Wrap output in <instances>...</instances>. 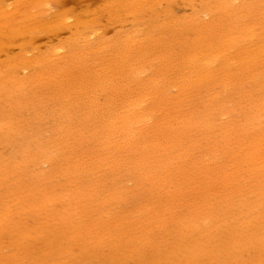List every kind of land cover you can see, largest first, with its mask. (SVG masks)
Masks as SVG:
<instances>
[{"label": "rangeland", "instance_id": "rangeland-1", "mask_svg": "<svg viewBox=\"0 0 264 264\" xmlns=\"http://www.w3.org/2000/svg\"><path fill=\"white\" fill-rule=\"evenodd\" d=\"M6 1V2H5ZM22 1V2H21ZM58 1H59V3H58ZM104 1V2H103ZM138 1V5H137V3H136V5L134 6V7H136V8H126V10L124 9L125 7H123L125 4H128V2H126L125 3V1H118V0H62V2H61V0H0V3H1V5H0V8H1V10H6L5 12L6 13H9L11 16L12 15H14L15 14V17H16V19H20V17H22L23 15V17H24V19L25 18H27V17H29V18H27V19H29L28 20V25H30V26H32L31 24H33V26L35 25L34 23L35 22H37L38 23V21L37 20H41L42 21V23L43 22H46V23H48V22H52V21H54V20H58L60 17H62V16H67V23L65 24V25H63L62 26V28H60L61 27V25H60V27H58L59 26V22L58 21H56V22H54L55 24L58 22V24H56V28L57 29H54L55 28V25H51L50 24V26L49 25H47V26H49L48 28H50L51 29V27L52 26H54L53 27V29H47V31H45L43 28H42V30H38V29H36L35 27V32L33 33V32H31L32 30H30V32L32 33H30L29 34V31H28V29L27 28H25L26 30H24L23 31V29L21 30V28H20V26H19V24H16V26L14 27V28H16L17 27V32H20L19 30H21L23 33L21 34V32H20V34L17 36L16 34H18V33H13V34H11V37H12V39H11V41L12 42H8V41H5V39H3V42H1V40H0V44H2V43H4V42H7V43H4V44H2L1 45V47H0V53H3V54H1V56H0V81L1 80H5V81H3L4 83H0V87L2 86V92H5L4 90L6 89V93H4L3 94V96H0V143L1 142H3V143H7L8 144V140H10L11 138H13V136L12 135H14V134H17L16 136H14V139L13 140H10L11 142L12 141H14V140H16L17 142H18V140L17 139H15V138H19L20 136H21V134H25V135H27V139L25 138V135H23L24 136V138L26 139H22V137H20L19 138V140L21 141H23V140H25V142H26V144H24L25 142H23V147L24 148H26L25 150V152H23L24 150H22V152L20 151L21 149L20 148H18V146H17V150H16V146H14L15 144L13 143V147H10L11 145H9L8 147H10V148H6L5 146H7V145H1V144H3V143H1L0 144V156H2V157H0V167H2V168H0V187L2 188H0V205H3L2 207L0 206V264H31V263H33V264H61V263H63V264H153V262H154V264H264V207H261L260 205H263L264 206V204H262V203H260L259 204V202L261 201V200H264V187L262 188V186L264 185V181H262L263 179H264V175H261V173L260 172H262L263 174H264V170L263 169H260V168H262V163H263V161H264V155H262V153H263V151H264V144L262 145V144H260L259 142L261 141V140H263V136H262V132H263V124H264V121L262 120L263 118H264V87H263V85H264V75H262V74H264V67H258V71L260 72V73H257V74H254V73H256V72H258L257 71V67L256 66H259V63L260 62H262L263 63V60H259V63L258 64H256V66L254 67V69L253 68H251L250 69V71H249V73H248V71L247 72H244V71H246V68L247 67H245L244 65H242V67L244 68H241V69H243L242 71H240L239 73L240 74H242V73H244V74H242L243 75V77H241V75L240 74H236V76H231V77H234L235 79V81L237 82H239V84H238V82H237V85H239L241 88L239 89V88H237L236 86V88H237V90L239 91V90H241L242 91V94L244 95V98H241L242 100H239V99H237L240 95H242L241 93H240V95L239 96H237L236 95V93H238V91L236 92V89L235 88H232V86H231V82H232V80H230V78L228 77V81H231L230 82V88H232V92H230L231 94L233 93V89L235 90V92L233 93V94H235L234 96H237L235 99L236 100H239V101H236L235 99H233L234 100V102H235V106L233 105V107H232V110L234 109H236L237 108V106H238V108H239V110H229L230 112H226V114H230V113H232V114H230V115H228L229 117L230 116H235L234 117V119H236V115H237V119L235 120L236 121V123L238 124V125H236V123H232V120L231 119H228L227 118V116H225L226 114L224 113V112H222V110H221V113L222 114H220V115H222V116H225V117H222V118H224V119H222L221 118V116L219 115V111L220 110H218V112L217 113H215L216 111L214 110V109H211V107H209L212 111L211 112H208V114H212V115H214V114H218L217 116L219 117V118H221V119H219L218 117H214V120L216 121V122H213L212 120L208 123V121L206 120V121H204L203 123H201L200 125H202L201 127H200V125H199V127L197 126H195V124H194V122L193 121H190L191 119H187L186 117H188V118H191L190 117V115H192V113H186V112H189L190 110L192 111V112H194L196 109V105L197 106H200L199 105V103H201L202 101H200L199 103H198V99H201V93H202V95H203V92H204V94H206V95H203V100H204V105L206 106V104H208L210 101H208L207 99L209 98L208 97V95L210 94V95H212V93L214 94V95H212L213 97L215 96V94L217 95V97H218V95L219 94H221V85L222 84H224L225 83V79L223 80V81H221V78H222V76H221V78H220V76L218 77V76H216V78L218 77L219 79H220V83H222L221 85H220V83H218L219 84V86H218V88H216L215 90H219V88H220V93L219 92H216V91H214L213 90V92H211L212 91V89L214 88V87H212L211 88V86L213 85V84H215V85H213V86H216V84H217V82H219L218 80V78H217V82L215 83L214 81H212V80H214V79H212L211 81L213 82H211L210 80H208L207 81V78H206V80H205V83L207 82V83H210L209 85H211V86H208V87H210V88H208V90L210 89V91L209 92H207V91H205V88H204V90L202 89L201 90V87L200 86H204L205 85V83L204 82H202V83H200V86L199 85H197L196 84V86L195 85H193L194 83H191V87H190V89H192V90H190L191 92L193 91V90H195L196 91V93L193 91L192 92V94L193 93H195V94H197V89H198V86H199V88L200 89H198V95H197V97L196 98H198V99H196L195 97V99L197 100V101H195V99L194 98H192V94L190 93V91H183V92H187L188 93V96H190L189 98H188V100L189 101H187L186 102V99H184V98H182L181 96H178L177 95V98L180 100V99H182L180 102H178V104L174 107V109L176 108H178L177 106H179V105H181L179 108H178V110L180 109V111H181V113H183L184 112V114H181V113H179V115L180 116H182L183 115V118H181L182 120H184L185 119V123L183 124L182 123V125L181 126H183V128H184V126H186V130L187 129H189L188 127H190L191 126V128L189 129V131H186L187 133H189L190 134V137H193L194 135H196V136H194L193 138H191L194 142L192 143V141H190V138L187 136V138H185L187 141H184L185 143H183V141H182V144H186V145H182V146H180L179 148H181L180 150H175V153H177L178 155V160L176 161V159H177V156H174V154L175 153H173V156L172 155H169V154H165V155H163V154H156V152H150L149 154H144V155H146V158H144L143 157V159H146V160H143L141 157V161L144 163L145 161H147V159H148V161L146 162V164L144 165L143 163H141V161L139 162L138 161V158L137 157H133L132 159L133 160H131V161H128L129 163H127V158L129 157V160H130V156H126L127 154H124L125 155V157L123 156V154H122V156L120 157V155L119 154H100V153H98V154H95V153H92L91 151H86V149H87V147L88 146H90V143H89V145L88 144H84V146L85 147H77L76 145H74V147L73 148H71V150L69 149V151L71 152H68L67 154L66 153H63V154H61V155H58L59 153H57L56 154V156H53V157H51L49 160L51 161V165H50V161L48 160V158L46 157V159L45 160H48L49 162V165L47 164V161H43L44 160V158L43 157H41V158H38L37 156H36V154H34V152L33 151H35L36 149H41V145H40V147L36 144V145H30L31 143L33 144V142H34V140H33V142L31 141V143L29 142L31 139H32V136L33 137H35V140H37L38 139V136L40 137V135H41V133L43 132V136H45V137H43L42 135H41V138H42V140L43 141H45V139L47 140V138H49V134H51L50 133V131L49 130H52V128L51 127H53V125L54 126H57V125H59V127H60V129L62 128L61 126H60V124H62V126L65 124V122H66V120H67V124H71V126H76V123H78V119H79V117H81V116H83V117H81L80 118V120H82V118L83 119H87V120H89L90 118V120H92V121H96V120H98V118L97 119H92V118H94L95 116L97 117V114H95V113H97V112H95V110H94V112H93V108H92V105H91V102H89V99L90 98H88V95H87V93L85 92H83L84 91V89L86 90V89H96L97 87V89H103V90H108L109 89V94L110 95H108V93H106V95H103V98H104V96L105 97H107V98H109L110 96H113V98L112 99H114V95H115V93H114V95L113 94H111V93H113V91H111L110 89H112V90H118L119 92H125V91H128L129 90V88H124V86L126 87V85H128V86H130V89L132 88V84L131 83H124L125 82V80H126V78L127 77H130V75H135V74H137V73H135L136 71L138 72V71H141L142 70V72L144 73H141V75H142V77H144L145 76V73L148 75L150 72H152L154 69L156 70L157 68L159 69V68H161L162 69V71H158V70H156V71H158V73L160 72V76L159 77H161V76H163V77H161L162 79H166V77H165V73H167V72H169L170 73V66H167V65H170V62L169 61H171V62H174L173 60H175L176 61V59H174V57L176 56V55H172V51L171 50H173V48L174 49H176V46H177V44H175V47L173 46V48L172 49H170V38H168V30H170V17H171V21H176L178 24H180V23H183L184 21H188V20H190V18H192L191 16L193 15V13H196V16H198V15H200L201 17H204V18H201L200 16H199V21H201L202 19L203 20H205V21H208V19H209V21L211 22V21H213L214 19L213 18H216V15H217V12H218V15H217V17L220 15L219 14V12H220V9H218V8H214L213 9V11L214 10H216V9H218V10H216L215 11V14L213 13V12H210L211 13V16L209 15L210 13H206L205 12V8L209 5L208 3V1L207 0H192V1H188V0H137ZM65 2V3H64ZM121 2H122V4H121ZM206 2H207V4H206ZM244 2V1H243ZM247 2H248V0H247ZM58 3V4H57ZM5 4V5H4ZM192 4V5H191ZM7 5V6H6ZM10 5V6H9ZM14 5H15V7H14ZM37 7H36V6ZM61 5H64V6H62L61 7ZM207 5V6H206ZM39 6V7H38ZM206 6V7H205ZM14 7V8H13ZM33 7V8H32ZM122 7H123V10H121L122 9ZM147 7V8H146ZM36 8H38V9H36ZM110 8H112L111 9V11L112 12H114L115 10H117L116 12H114L115 13V15L111 12V14H110V12H108V11H110ZM120 8V9H119ZM56 9H58V10H56ZM139 11H138V10ZM144 11H143V10ZM204 9V10H203ZM210 9V8H209ZM55 10V11H54ZM130 10V11H129ZM137 10V11H136ZM142 10V11H141ZM200 10V11H199ZM202 10V11H201ZM212 10V9H211ZM21 11V12H20ZM154 11V12H153ZM172 11V12H171ZM226 11V10H225ZM14 12V13H13ZM127 12V13H126ZM202 12H205L204 14L202 13ZM208 12V11H207ZM224 12V10L221 12V13H223ZM67 14V15H63V14ZM90 13V14H89ZM117 13V14H116ZM147 13V14H146ZM168 13V14H167ZM212 13H213V15L215 16H213L212 15ZM59 14H61V16L59 15ZM88 14V15H87ZM134 14V15H133ZM136 14V15H135ZM202 14L204 15V16H202ZM208 14V16L209 17H211V18H209L208 16H206V17H208L207 18V20L205 19L206 17H205V15H207ZM57 15V16H56ZM86 15V16H85ZM117 15V16H116ZM18 16H19V18H18ZM77 16V17H76ZM110 16H112V17H110ZM34 17L36 18V20L34 19ZM56 17H57V19H56ZM213 17V18H212ZM262 17L264 18V16L262 15ZM0 18H2V17H0ZM46 18V19H45ZM69 18H71V19H69ZM83 18V19H82ZM96 18V19H95ZM99 18V19H98ZM247 18V17H246ZM245 18V19H246ZM34 19V20H33ZM43 19V20H42ZM51 19V20H50ZM52 19H54V20H52ZM111 19V20H110ZM141 19H143L144 20V22L145 23H143V20H141ZM212 19V20H211ZM244 19V20H245ZM248 19V18H247ZM26 20V19H25ZM32 20H33V22H32ZM40 21V22H41ZM87 21V22H86ZM142 21V22H141ZM153 21V22H152ZM208 21V22H209ZM40 22H39V24H40ZM36 23V24H37ZM86 23V24H85ZM90 23H92V26L90 25ZM94 23V24H93ZM164 23H166V24H164ZM68 24V25H67ZM92 27V28H90V26ZM163 24H164V26H163ZM58 25V26H57ZM154 25H156V26H154ZM162 25V26H161ZM167 25H169V26H167ZM18 26H19V28H18ZM37 26V25H36ZM74 26H75V28H74ZM86 26H89V28L88 27H86ZM6 27V26H5ZM84 27H86V29L84 28ZM159 27H161L160 28V31L158 30V28ZM162 27H166V30H167V35H165L166 33V30L164 29V28H162ZM167 27H169V29H167ZM7 28V27H6ZM60 30H59V29ZM72 28V29H71ZM84 28V29H83ZM155 28H157L156 29V31H154L155 30ZM2 29H4V28H2ZM2 29L0 30L1 32H3L2 31ZM65 29V30H64ZM71 29V30H70ZM163 29V31H165L164 33L163 32H161V30ZM59 30V31H58ZM91 30V31H90ZM138 30V31H137ZM151 30V31H150ZM28 31V32H27ZM33 31H34V29H33ZM45 31V32H44ZM54 31V32H53ZM61 31H63V32H61ZM153 31H154V33H153ZM159 31V32H158ZM28 33V35L27 34H25V33ZM47 32V33H46ZM61 32V33H60ZM153 34H152V33ZM38 33V34H37ZM43 35H42V34ZM50 33V34H49ZM131 33V34H130ZM135 33H136V38H134V40H132L133 42H130L129 44H126L127 42H128V40H125L126 39V37H130L131 38V36H132V34L133 35H135ZM150 33L152 34V37H151V35H150ZM163 33V34H162ZM41 34V35H40ZM169 34H170V31H169ZM55 35H57L56 37H55ZM96 35V36H95ZM147 35H150L149 37L151 38V40H152V42L154 43V44H152L151 43V40L148 38L147 39ZM153 35H155L154 37H156V39L158 40L157 42V44H159V45H157L156 44V39L153 37ZM161 35H162V37H161ZM165 35V36H164ZM32 38V40L30 41L28 38H30V37ZM34 36V37H33ZM87 38H86V37ZM90 36V37H89ZM126 36V37H125ZM76 37V38H75ZM98 37V38H97ZM125 37V38H124ZM170 37V36H169ZM123 38V39H122ZM86 39H87V41H86ZM100 39V40H99ZM165 39V40H164ZM71 40V41H70ZM85 40V41H84ZM137 40V41H136ZM139 40V41H138ZM169 40V41H168ZM28 41H29V43H30V45H28L29 43H28ZM32 41H33V43L34 44H32ZM69 41V42H68ZM118 41V43H116ZM160 41H162V44H165V46L164 45H162V44H160L161 42ZM164 41V42H163ZM65 43V44H64ZM75 43V46H73V44ZM115 43H116V45H115ZM136 43V44H135ZM6 44V45H5ZM71 44V45H70ZM118 44V45H117ZM151 45V47H149L150 45ZM166 44H167V46H166ZM88 45V46H87ZM94 45V46H93ZM124 45H127L128 46V48H127V50L126 49H124L123 47H124ZM135 45V46H134ZM138 45V46H137ZM146 45V46H145ZM152 45H155V47L153 46L152 47ZM157 45V46H156ZM31 46V47H30ZM33 46V47H32ZM35 46V47H34ZM70 46H72V47H70ZM98 46V47H97ZM161 46V47H160ZM164 46V47H163ZM169 46V48H168V50H169V52L168 51H166V49H165V47H168ZM7 47V48H6ZM77 47V48H76ZM81 47V48H80ZM95 47V48H94ZM113 47V48H112ZM130 47V48H129ZM136 47V48H135ZM143 49H142V48ZM36 48V49H35ZM68 48V49H67ZM74 48V49H73ZM108 48V49H107ZM111 48V49H110ZM150 48V49H149ZM160 48H162V49H160ZM178 48V47H177ZM4 49V50H3ZM35 49V50H34ZM57 49V50H56ZM62 49V50H61ZM67 49V50H66ZM72 49V50H71ZM82 49V50H81ZM94 49V50H93ZM104 49V50H103ZM54 50V51H53ZM59 50V51H58ZM78 50V51H77ZM100 50V51H99ZM160 50V51H159ZM4 51V52H3ZM68 51V52H67ZM119 51V52H118ZM174 51V50H173ZM84 52V53H83ZM88 52V53H87ZM100 52V53H99ZM112 52V53H111ZM129 52V53H128ZM170 52H171V54H170ZM175 52H177V51H175ZM81 53V54H80ZM99 53V54H98ZM147 53V54H146ZM6 54V55H5ZM122 54V55H121ZM71 55V56H70ZM89 55V56H88ZM103 55V56H102ZM124 55V56H123ZM137 55V56H136ZM139 55H141L140 56V58H139ZM172 57H171V56ZM24 56V57H23ZM121 56H122V58H121ZM127 56V57H126ZM73 57V58H72ZM104 57V58H103ZM112 57V58H111ZM119 57V58H118ZM124 57V58H123ZM11 58V59H10ZM47 58V59H46ZM48 58H49V60H48ZM54 58V59H53ZM68 58V59H67ZM75 58V59H74ZM127 59V60H125L124 61V59ZM137 58H139L138 59V62L136 61V59ZM9 61H8V60ZM110 59H111V61H110ZM170 59H173V60H170ZM22 60H23V62H22ZM56 60V61H55ZM76 60V62H74ZM103 60V61H102ZM169 60V61H168ZM11 61V62H10ZM25 61V62H24ZM45 61H46V63H45ZM127 61V62H126ZM134 61V62H133ZM146 61H148V62H146ZM9 62V63H8ZM13 62V63H12ZM16 62V63H15ZM50 62H51V64H50ZM54 62V63H53ZM74 62V63H73ZM109 62V63H108ZM112 62V63H111ZM118 62V63H117ZM122 62V64H120ZM123 62H125V65H126V63H128V64H130V65H126L127 66V69H125V68H123L122 66H123ZM144 62H145V65H144ZM8 63V64H7ZM17 63H19V64H17ZM111 63V64H110ZM132 63V64H131ZM165 63V64H164ZM166 63H168V64H166ZM262 63H260V64H262ZM12 65V66H10V65ZM13 64H14V66H13ZM43 64V65H42ZM110 64V65H109ZM118 65L117 67L115 66V65ZM9 65V66H8ZM109 65V66H108ZM121 65V66H120ZM124 65V66H125ZM140 65V68H141V70L139 69V70H137V67ZM144 65V66H143ZM262 65H264V64H262ZM103 66V67H102ZM112 66V67H111ZM115 66V67H114ZM125 66V67H126ZM128 66H131L132 67V71H128ZM136 66V67H135ZM142 66V67H141ZM165 66V67H164ZM12 67V68H11ZM14 67H16L15 69H13ZM79 67V68H78ZM108 67H110V68H108ZM123 68V69H125V70H121V69H117V68ZM151 67H153V69L152 70H150L151 69ZM167 67H169V68H167ZM251 67H252V65H251ZM58 68V69H57ZM60 68L62 69V70H60ZM106 68V69H105ZM11 69V70H10ZM72 69V70H71ZM79 69V70H78ZM166 69L167 70V72L165 71L164 72V70ZM240 69V70H241ZM64 70V71H63ZM78 70V71H77ZM249 70V69H248ZM2 71V72H1ZM46 71V72H45ZM66 71V72H65ZM127 71V72H126ZM150 71V72H149ZM49 72H51L52 73V76L50 77L51 78V80H50V78H49V76L51 75ZM61 72V73H60ZM163 73V75H162V73ZM232 72V71H231ZM262 72V73H261ZM57 73H58V75H59V77H58V75H57ZM96 73V74H95ZM128 73H130V74H128ZM135 73V74H134ZM156 73V72H155ZM168 73V74H169ZM246 73H248V74H246ZM254 75H253V74ZM50 74V75H49ZM76 74V75H75ZM94 74V75H93ZM120 74V75H119ZM233 74V73H232ZM235 74V73H234ZM91 75V76H90ZM97 75V76H96ZM250 75H253V76H250ZM27 76V77H26ZM38 76V77H37ZM82 76V77H81ZM121 76V77H120ZM126 76V77H125ZM169 76V78L168 79H166V81L165 82H167V81H169V82H171V80L172 79H170V75H168ZM248 76L250 77V79L252 80H250L249 78H248ZM22 77V78H21ZM39 77H41V80H40V78ZM71 77H73L72 79H71ZM78 80H75V78ZM165 77V78H164ZM195 77V76H194ZM238 77H241V81H239L240 80V78H238ZM253 77H256V78H253ZM257 77H261V78H257ZM27 78H28V80H27ZM38 78V79H37ZM46 78H48V79H46ZM65 78V79H64ZM94 78V79H93ZM98 78V79H97ZM215 78V79H216ZM227 78V77H226ZM7 79V80H6ZM18 81H17V80ZM31 79V80H30ZM54 79V80H53ZM73 79H74V81L75 82H73L74 83V85H75V83L77 84V83H79V82H85L84 84L82 83H80V84H77L76 86H74V87H72L73 86V83H72V81H73ZM209 79V78H208ZM231 79H233V78H231ZM243 79V80H242ZM258 79H263V80H261V82L258 80ZM30 80V81H29ZM45 80V81H44ZM47 80V81H46ZM49 80V81H48ZM55 80H57V82H55ZM71 81V83L69 82H67V81ZM81 80V81H80ZM87 80V81H86ZM89 80V81H88ZM102 80H103V82H102ZM253 80H254V82H256V86H259V87H256V86H254L253 85ZM257 80V81H256ZM14 81V82H13ZM19 83V81H20V83L19 84H17V82ZM28 81V82H27ZM41 81V82H40ZM46 82V83H42V82ZM51 81V82H50ZM62 81V82H61ZM77 81V82H76ZM93 81V82H92ZM121 81H123L122 82V84H121ZM235 81H233V83L235 82ZM243 81V82H242ZM251 81V83L250 84H248L249 82ZM11 82H12V85H11ZM54 82V83H53ZM60 82V83H59ZM87 82L89 83V84H87ZM99 82V83H98ZM127 82H129V81H127ZM169 82H167L168 84H170ZM173 82V81H172ZM243 83V86H241L242 85V83ZM259 82H260V85H259ZM5 83H6V86H5ZM43 84V86H41V88H40V85L39 84ZM55 83L57 84V85H59V84H61V85H59V88H58V86H56L55 85ZM67 83V87H70L71 85V87L73 88V89H75V87H76V89L75 90H73L71 87V89H70V91H69V89L67 88V87H65L66 85H64V84H66ZM100 83H101V85H100ZM121 85H120V84ZM165 84V83H161L160 84V82H159V84L161 85V87H162V89H161V87L159 88L160 90H169L170 91V94H169V91H167V94H169V96L170 95H172V94H174V93H177V92H175V91H177V89L179 88V86H180V84L179 85H177V89H176V87H170L168 84ZM196 83H198V81H196ZM204 83V84H203ZM227 83V82H226ZM229 83V82H228ZM232 83V84H233ZM241 83V84H240ZM247 83V84H246ZM261 83H263V84H261ZM8 84V85H7ZM16 84V85H15ZM46 84V86H44ZM48 84V85H47ZM52 84H54L53 86L55 87H57V88H55V89H53V87H51V85ZM63 84V85H62ZM68 84H69V86H68ZM71 84V85H70ZM90 84H92V85H90ZM97 84V86H95ZM108 84V85H107ZM124 84V85H123ZM236 83H234L233 84V87H234V85H235ZM255 84V83H254ZM11 85V86H10ZM13 85H14V87H13ZM38 85V86H37ZM80 85H81V87H80ZM83 85H85L84 87H83ZM90 85V86H89ZM103 85V86H102ZM120 85V86H119ZM123 85V86H122ZM163 85L165 86V87H163ZM167 85V86H166ZM228 86H229V84H227ZM244 85H246V86H244ZM8 86H10L9 88H7ZM17 86V87H16ZM23 86V87H22ZM49 86V87H48ZM62 86H64L65 87V89H64V87H63V90H62ZM79 86V87H78ZM87 86V87H86ZM89 86V87H88ZM101 86H102V88H101ZM110 86H111V88H110ZM127 86V87H128ZM193 86H195V88L193 87ZM224 86L225 87H227L226 86V84L225 85H223L222 87H223V89H224ZM238 86V87H239ZM254 86V88H252V90H251V87H253ZM261 86V87H260ZM25 87V88H24ZM51 87V88H50ZM77 87H78V89H77ZM100 87V88H99ZM167 87H170L169 89L167 88ZM194 89H193V88ZM205 87H206V85H205ZM263 87V88H262ZM12 88H13V90H12ZM18 88V89H17ZM22 89V91H21V89ZM39 88V89H38ZM83 89V90H81V89ZM105 88V89H104ZM116 88V89H115ZM163 88H165V89H163ZM167 88V89H166ZM172 88H174V89H172ZM206 88V89H207ZM256 88V89H255ZM259 88V89H258ZM16 89V90H15ZM20 89V90H19ZM23 89H25V90H23ZM47 89H49V90H47ZM51 89V90H50ZM58 89H59V91H58ZM61 89V90H60ZM67 89H68V92H67ZM121 91H120V90ZM223 89H222V91H223ZM243 89V90H242ZM16 91V92H18L17 93V95L15 96V94H14V92L13 91ZM18 90V91H17ZM71 90H73V91H71ZM77 90H79L78 92L79 93H82L83 92V94H78L77 92H76V95L75 94H73V93H75V91H77ZM81 90V91H80ZM116 90V92H118ZM174 90V91H173ZM230 91V89L227 87V95L229 96V91ZM256 90H261L262 92H260L259 93V91H256ZM0 91V92H1ZM44 91H46V92H44ZM53 91V92H52ZM56 93H55V92ZM88 91V90H87ZM111 91V92H110ZM166 91H163L164 93H166ZM178 91H180V90H178ZM226 91V89H224V91H223V95L221 94L220 96H224V95H226L225 92ZM241 91H239V92H241ZM2 92H1V95H2ZM11 92H13V93H11ZM72 92V93H71ZM201 92V93H200ZM207 92V93H206ZM216 92V93H215ZM243 92H245V93H243ZM253 92H255V93H253ZM8 93V94H7ZM31 93V94H30ZM64 93H65V95L67 94V93H69V95H68V97H67V95H66V97H67V99L65 98V95H64ZM179 93V92H178ZM185 93H182V95H187V93L185 94ZM209 93V94H208ZM252 93V94H251ZM259 93V94H258ZM262 93V94H261ZM58 94V95H57ZM63 94V95H62ZM78 94V95H77ZM99 94H103V93H99ZM195 94H194V96H195ZM232 94V95H233ZM245 94H246V96H245ZM14 95V96H13ZM53 95V96H52ZM71 95H73V97H71ZM79 96V97H75V96ZM120 96H122V93H120L119 94ZM179 95H181V94H179ZM200 95V96H199ZM243 95L242 96H240V97H243ZM252 95H253V97H252ZM261 95V96H260ZM7 96H9V97H7ZM59 96V97H58ZM64 96V97H63ZM109 96V97H108ZM167 97V98H165L167 101L169 100V101H171L170 100V97ZM175 96V95H174ZM187 96V97H188ZM250 96H251V98H250ZM30 97V98H29ZM81 97V98H80ZM181 97V98H180ZM186 96H185V98H187ZM216 97V98H217ZM230 97V96H229ZM232 97V96H231ZM230 97V98H231ZM239 97V98H240ZM246 97V98H245ZM255 97V98H254ZM256 97H257V99H256ZM262 97V98H261ZM7 98H8V100H7ZM10 98V99H9ZM32 98V99H31ZM36 98V99H35ZM74 98V99H73ZM79 99V101H78V99ZM84 100H83V99ZM100 98H102V96L100 97ZM99 98V99H100ZM110 98V99H111ZM122 98V97H121ZM204 98H206V99H204ZM224 97H220V101H221V99H223ZM234 98V97H233ZM255 99V101H252V99ZM53 99V100H52ZM70 99V100H69ZM219 97L216 99L218 102H219ZM232 99V98H231ZM244 99H245V101H244ZM250 99V100H249ZM253 99V100H254ZM50 100V101H49ZM52 100V101H51ZM72 100H74V101H72ZM77 100V101H76ZM82 100V101H81ZM165 100V101H166ZM183 100H185V102H184V104H187L188 103V107H187V105H184L183 104ZM194 100V102H196V104L193 102H190V101H193ZM205 100H207L208 101V103H207V101H205ZM233 100H230L232 103H231V105L233 104ZM4 101H6V102H4ZM70 101H72V102H70ZM85 101V102H84ZM164 101V102H165ZM168 101V102H169ZM240 101H242L241 102V105L242 106H239V105H236V103L237 104H239V102ZM52 102V103H51ZM74 102H79L78 104L81 106V107H83L82 105H83V103H84V105H85V103L86 102H88L89 104H90V108H88V105L86 104L85 106H87V108H85V109H87L86 111H85V109L83 108H81L77 103H75L74 104ZM81 102H83V103H81ZM101 102V101H100ZM168 102H165L166 104H168ZM251 102H253V103H251ZM14 103V104H13ZM73 103V104H72ZM180 103V104H179ZM190 103V104H189ZM249 103V104H248ZM100 105H101V103H99ZM170 105L169 106H173V105H171V103H169ZM191 104L193 105V106H191ZM211 103H209V105H210ZM246 104V105H245ZM68 105V106H67ZM76 106V107H74V106ZM182 105H183V107H182ZM190 105V106H189ZM208 105V106H209ZM249 105V106H248ZM254 105V106H253ZM258 105V106H257ZM6 106V107H5ZM73 106V107H72ZM79 106V107H78ZM244 106V107H243ZM8 107V108H7ZM33 107V108H32ZM81 108L80 110H81V112L79 113V109L78 108ZM182 107V108H181ZM187 108V109H185V110H187V111H185L183 108ZM189 107H191V109L189 108ZM193 107V108H192ZM202 107V105L200 106V108ZM261 107H263V108H261ZM36 108V109H35ZM189 108V109H188ZM245 108H248V110H250V111H248L247 109H244ZM182 109L184 110V111H182ZM194 111H193V110ZM241 109V110H240ZM244 111H243V110ZM254 109H257V110H254ZM71 110H72V112H71ZM89 110V111H88ZM92 112H91V111ZM189 110V111H188ZM197 110H199V111H197ZM197 113L198 114H200L199 112L201 111V110H203V107L201 108V109H199V108H197ZM248 112H247V111ZM251 110H253V111H255L256 113H254L253 111H251ZM258 110L260 111V112H258ZM263 110V112L261 113V111ZM56 111V112H55ZM76 111V112H75ZM91 112L92 114H90V113H86L88 116H86V114H84L85 112ZM213 111H215V112H213ZM239 111H241V114H240V112ZM245 111H246V114H245ZM2 112V113H1ZM41 112H42V114H41ZM74 112V113H73ZM84 112V113H83ZM171 112H172V110H171ZM213 112V113H212ZM233 112L235 113V112H237V113H239L240 114V116L243 118V117H245L244 118V120H245V122H244V120L242 119V120H240V119H238L239 118V115L237 114V113H235V114H233ZM252 112V113H251ZM257 112L258 113H260V115L258 116V114H257ZM15 113V114H14ZM186 113V114H185ZM196 113V114H197ZM224 113V114H223ZM242 113H243V115H242ZM248 113V114H247ZM254 113V114H253ZM6 114V115H5ZM21 114V115H20ZM79 114H80V116H79ZM95 116H94V115ZM173 114V112L171 113V115ZM176 114V113H175ZM197 114V115H198ZM246 116H245V115ZM250 114V115H249ZM255 116H253V115ZM261 114H263V115H261ZM32 115V116H31ZM45 115V116H44ZM70 115V116H69ZM90 115H93V116H90ZM186 117H185V116ZM189 115V116H188ZM211 115V116H212ZM247 115H249V117H250V119H248L249 121H247ZM259 117V119H261L262 117V119H261V121L263 122H261V121H256V124H255V120L257 119V120H259L258 119V117ZM6 116V117H5ZM77 116H79V117H77ZM86 116V117H85ZM262 116V117H261ZM20 117V118H19ZM32 117V118H31ZM88 117H90L89 119H88ZM95 117V118H96ZM174 117V116H173ZM176 117V116H175ZM247 117V118H246ZM252 117H254L253 119L254 120H252ZM70 118H71V121H70ZM76 118H77V120H76ZM28 119V120H27ZM41 119V120H40ZM76 120V121H73V123L74 122H76V123H74V125H73V123H72V120ZM176 119V118H175ZM180 119V120H181ZM219 121H218V120ZM228 119V120H227ZM86 120V121H87ZM89 120V121H90ZM240 120V121H239ZM251 120H252V122L254 121V123H252L251 122ZM4 121V122H3ZM68 121H69V123H68ZM85 121V123H88V122H86ZM193 122V123H191V124H193V127H192V125H190V123H189V125H188V122ZM220 122V121H222V124L224 123V125L223 126H225L224 128H227L226 129V131L224 132V131H222L221 133H225L224 135H223V137L225 136L226 137V135H228V133L229 132H232V130L231 131H229V129L228 128H230L231 126L232 127H234V128H230V129H234L233 131V133H230V136L231 135H233L232 136V138L231 139H229V136H227L226 138H225V141L226 140H228L229 142H230V145H227V144H229V142L227 143H225V141H224V138L222 137H220V134L218 133V131L219 130H217V129H220V131L221 130H223L222 129V127L223 126H220V128H219V126H218V122ZM234 120H233V122H235ZM238 121V122H237ZM59 122V123H58ZM226 122V123H225ZM243 122V126H245L244 128L245 129H243V126L241 125V123ZM259 122H261L262 123V126H260V123ZM79 123H81V124H84L83 123V121L82 122H79ZM77 124V125H80V124ZM214 123H215V126H214ZM217 123V124H216ZM221 123V122H220ZM228 123V125H229V127H228V125H226ZM247 125H246V124ZM250 123H252V124H250ZM259 123V124H258ZM40 124L41 125H43V126H40ZM45 124V125H44ZM48 126H47V125ZM56 124V125H55ZM67 124H65L64 126H66ZM70 124L69 125H67V126H70ZM181 124V123H180ZM208 124H211V126L213 127H211L210 125H208ZM221 124V125H222ZM231 124H233V125H231ZM259 125V127L260 128H262L260 131L258 130V129H260V128H255V126L254 125ZM15 125V126H14ZM198 125V124H197ZM207 125V128L205 127ZM218 127H217V126ZM239 125H241L242 126V128L240 129L239 127H241V126H239ZM252 125H253V127H252ZM258 125L256 126V127H258ZM70 126V127H71ZM209 126H210V130H209ZM235 126H238L237 128L235 127ZM12 127V128H11ZM32 127V128H31ZM45 127V128H44ZM47 127V128H46ZM51 129H50V128ZM206 128L207 130H205V129H203V128ZM217 127V128H216ZM247 127H252L253 129H251L252 131L254 130V128H255V130L257 129L259 132H256V134L257 133H259L260 134V136H259V134H257V137H256V135L255 134H253L252 133V131L250 132V129H247ZM15 128V129H14ZM182 128V127H181ZM202 128V129H201ZM240 129V130H242L243 129V131L245 130L246 132L248 131L249 132V134H251L252 136L250 137V135H247V133H245V132H242L241 131V133L243 134V138L245 139V134H246V140L248 141V143H247V141L245 142V140L243 139V138H241L242 139V141H241V139L239 138L241 135L239 134V133H237V132H240V130L238 131L237 130V132H236V129ZM54 129H55V127H54ZM53 129V132H55L56 130L58 131V126H57V128L54 130ZM198 129H201L200 131H198ZM212 129V130H211ZM247 129V130H246ZM16 131L15 133H13L14 131ZM39 130H41L40 132H37V131ZM185 130V129H184ZM205 130V131H204ZM216 131L217 130V133H214V132H212V131ZM225 130V129H224ZM12 132L11 134V138L9 137V135H10V133L9 132ZM35 131V133H33ZM57 131H56V133H57ZM60 131V130H59ZM229 131V132H228ZM20 132H22V133H20ZM26 132V133H25ZM30 132V133H29ZM191 132V133H190ZM209 132V134L207 135V137H205L206 136V134ZM227 132V133H226ZM254 132V131H253ZM9 133V134H8ZM38 133H40V134H38ZM47 133V134H46ZM186 133V134H187ZM235 133H237V135H238V137H237V135H235ZM37 136H36V135ZM46 134V135H45ZM205 134V136H202V135H204ZM216 134H218L217 136H216ZM5 135H8L7 136V138H9L8 140L6 139V142H4V141H2L6 136ZM30 135V136H29ZM32 135V136H31ZM192 135V136H191ZM210 135H212L211 137H210ZM264 135V134H263ZM19 136V137H18ZM201 136V139L199 138ZM213 136L215 137V138H213ZM235 136H236V142H235V139L233 140V138H235ZM247 136H249L248 138L249 139H251L252 138V142H250L251 140H249L248 138H247ZM253 136H255L256 138H258V136H259V139H258V143H256V138L255 137H253ZM263 137L262 139L260 138V137ZM29 137H31V138H29ZM53 137V136H52ZM203 137H205V138H208V139H205V138H203ZM242 137V136H241ZM43 138H45V139H43ZM181 138V137H180ZM195 138H197V140L195 139ZM212 138H213V140H212ZM217 138V139H216ZM238 138V139H237ZM34 139V138H33ZM40 139V138H39ZM38 139V140H39ZM182 140H185L184 138H181ZM195 139V140H194ZM205 139V140H204ZM215 139V140H214ZM221 139L224 141V143H223V145L224 144H226V146H227V148H225L226 146L224 145H221L222 143L221 142H218V140L219 141H221ZM256 139V140H255ZM5 140V139H4ZM189 140V141H188ZM199 140H202V142L201 141H199ZM204 140V141H203ZM208 140V142L205 144V143H203V142H205V141H207ZM216 140H217V142L221 145V148L222 147H224L225 149H228L227 151H225L224 152V150L223 149H221V150H223L222 152L224 153V155L222 154V152H221V150L220 149H218L220 152L218 153V150L217 151H215L217 148H219L220 147V145L218 144L217 146L215 145L216 143H214L213 141H215L216 142ZM231 140V141H230ZM237 140H240V141H238V142H240L241 143V145H240V147H238L239 145V143L237 142ZM244 140V141H243ZM255 140V141H254ZM8 141V142H7ZM199 141V142H198ZM236 143H234V142ZM10 142V143H11ZM86 142V141H85ZM161 142H163L162 140H161ZM192 143V147L190 146V148L188 147L189 145L188 144H191ZM201 142V143H200ZM214 143L213 145H212V143ZM231 142H232V144H231ZM243 142V143H242ZM252 143V145L250 144V143ZM18 143H22V142H18ZM18 143H16V144H18ZM196 143H198V145L196 146V147H193V145H196ZM210 143V144H209ZM245 143V144H244ZM262 143V142H261ZM264 143V142H263ZM38 144H40V143H38ZM41 144L43 145V146H45L42 142H41ZM199 144H201V145H199ZM247 144V145H246ZM19 145V147L21 146L20 144H18ZM28 145V146H27ZM48 145V144H47ZM202 145H204L205 146V149H204V146H202ZM208 145V146H207ZM235 147H234V146ZM236 145H238L237 147H236ZM250 145V146H249ZM260 145H261V147H260ZM2 146H4L6 149H4ZM27 146V147H26ZM30 146H32V147H35V148H31ZM36 146H38V148L36 147ZM43 146H42V148H43ZM186 146V147H185ZM215 147L216 146V148H215V150L212 148V147ZM232 147V149H236L235 151H237V153H239V154H236L235 153V151L234 150H232L231 149V147ZM242 146H244V147H246L247 146V148H244V147H242ZM250 148H249V147ZM252 146V147H251ZM15 147V148H14ZM185 147V150H183V151H181L183 148ZM187 147H188V151H187ZM201 147H202V151H203V154H204V156H205V154L206 153H204V152H207V155L209 154L210 155V157L208 156L207 157V155L205 156V157H203L201 154H200V152L202 153V151H198V150H200L201 149ZM208 149H207V148ZM212 149H211V148ZM260 147V148H259ZM30 148L31 149H33V150H30ZM80 148H81V150H80ZM89 148V147H88ZM90 148H91V146H90ZM194 151H196L197 152V154H196V152H195V154H193V150ZM238 148L240 149V152H239V150H238ZM245 150H244V149ZM249 148V149H248ZM256 148H258V149H256ZM261 148H263V149H261ZM20 149V150H19ZM27 149H29L30 150V152L32 153V154H34V156L29 152V150H28V152H27ZM38 149V150H39ZM77 149H78V153H77ZM207 149V150H206ZM209 149H211L212 151L210 152V150ZM230 149H231V152L233 153H231L230 152ZM243 149V150H242ZM255 149V150H254ZM259 149H261L262 150V152L259 150ZM14 150H16V153H14L15 151ZM85 150V151H84ZM193 151V152H189V151ZM242 150V151H241ZM249 150V151H248ZM14 151V152H13ZM19 152V154H20V152H21V154L19 155L18 154V156L16 155L18 152ZM37 151V150H36ZM41 151V150H40ZM40 151L38 152V153H40ZM84 151V152H83ZM214 151V152H213ZM228 151H229V154L230 155H227L228 154ZM244 151L246 152V153H244ZM248 151V152H247ZM252 152L253 154H252V156L255 154V156H256V161H255V159H254V162H251V160L253 159V158H255L254 156H253V158H252V156H251V153H249V152ZM80 152V153H79ZM92 153V155H90L91 153ZM185 152H187L188 153V155L186 154V156H184L185 155ZM210 152V153H209ZM215 152H217V154H220V156L223 158L224 156L226 157V155L227 156H230V157H227L228 158V161L229 162H226L225 161V163H224V161H223V159L225 158H221L220 156L218 157V156H216V157H218V159L219 158H221V159H219V160H221V161H219V164H218V159H216L215 157H213V158H215L216 160L214 161L213 160V164H214V162L216 163V164H218L217 166L218 167H215L216 165L214 164H212L211 163V156H214L215 155ZM16 155V158H15V155ZM29 153V154H28ZM77 153V154H76ZM182 153H184L183 155H182ZM192 155H190V154ZM211 153H212V155H211ZM214 153V154H213ZM225 153H227L226 155H225ZM235 153V154H234ZM243 153H244V155H243ZM257 153H260V154H257ZM32 155V156H30V157H32L31 159H29L28 158V156L29 155ZM66 154V155H65ZM74 156H73V155ZM78 155V156H76V155ZM82 154V155H81ZM88 154V155H87ZM94 154V155H93ZM200 154V155H199ZM216 154V155H217ZM246 154H248V155H246ZM258 156H257V155ZM11 155H13L12 157H11ZM25 155V156H24ZM28 155V156H27ZM52 155H55V154H51V155H49V156H52ZM65 155V156H64ZM71 156V158H69V156ZM97 155V156H96ZM100 155V156H99ZM117 155H119V157L117 156ZM157 155V156H156ZM159 155V156H158ZM166 155H169V156H171V157H169V156H167V157H169V158H166ZM176 155V154H175ZM201 157V158H203L205 161H203V162H201L202 160H201V158L199 157V156ZM242 155V156H241ZM262 155V157H260ZM57 156H59L58 158H57ZM61 156V157H60ZM86 156H87V158H86ZM89 156V157H88ZM92 156V157H91ZM108 156V157H107ZM110 156V157H109ZM114 156V157H113ZM149 156V157H148ZM161 156V157H160ZM191 156V160L193 161V160H196V161H191V160H189L190 157ZM247 158H252V159H247V160H244L246 157ZM3 157H5L6 158V161L5 160H3L4 158ZM17 157H18V159H17ZM24 157H25V159H24ZM54 157H56V159L54 158ZM65 157V158H64ZM68 157V158H67ZM83 157V158H82ZM96 157V158H95ZM104 157H105V159H104ZM113 157V158H112ZM118 157V158H117ZM148 157V158H147ZM173 157H176L175 158V160H174V158ZM179 157H180V159H179ZM188 157V158H187ZM197 157H199V159L197 158ZM208 158V160H207V158ZM263 158V159H260V158ZM3 158V159H2ZM22 158H23V160H22ZM54 158V159H53ZM63 158V159H62ZM92 158V159H91ZM99 158H100V160H99ZM137 160H136V159ZM160 158V159H159ZM184 160H182V159ZM185 158H187V159H185ZM196 158V159H195ZM206 158V159H205ZM233 160H232V159ZM234 158H235V160H234ZM259 158V159H258ZM11 159V160H10ZM29 159V160H28ZM36 159H38V162H36V161H34V160ZM39 159H40V161H39ZM43 159V160H42ZM66 159V160H65ZM67 159H68V161H70L69 162V164H68V162H67ZM83 159V160H82ZM87 159V160H86ZM97 159V160H96ZM103 159L105 160V163H104V161H103ZM118 159V160H117ZM157 159V160H156ZM158 159H159V161H158ZM165 159H166V161L167 160H169L171 163L169 164V161H167L168 162V164H167V162L165 161ZM172 159V160H171ZM226 159V158H225ZM224 159V160H225ZM231 159V160H230ZM22 160V161H21ZM54 160H56V161H54ZM58 160H59V162H58ZM77 160V161H76ZM80 160V161H79ZM92 160V161H91ZM122 160V161H121ZM182 160V161H181ZM188 160V161H187ZM199 160V164H198V161ZM210 160V161H209ZM227 160V159H226ZM251 162V163H253V164H255V165H252L249 161ZM260 160H262V162L260 161ZM18 161H19V163L21 164H18ZM24 161H26L25 163H24ZM32 161V162H31ZM43 163H42V162ZM55 163H53V162ZM74 161V162H73ZM81 161H82V164H81ZM89 162V164H87L88 162ZM93 161H95L94 163H92ZM97 161V162H96ZM116 161H118L117 163H116ZM179 161V162H178ZM209 161V162H208ZM231 161V162H230ZM233 161H235V162H233ZM245 161H246V163H245ZM249 162V164H248V162ZM259 161H260V163H259ZM4 162V163H3ZM22 162V163H21ZM30 162H31V164H30ZM39 162H41V163H39ZM66 162V163H65ZM75 162H76V164H75ZM100 162V163H99ZM102 162V163H101ZM123 162V163H122ZM150 162H152V163H150ZM187 162H188V164H187ZM192 164H191V163ZM195 162H197V164L195 163ZM201 162V163H200ZM204 162H205V164H204ZM210 163V164H208V163ZM239 162V163H238ZM257 162V163H256ZM14 163V164H13ZM29 163V164H28ZM60 164V165H58V164ZM62 163H63V165H62ZM72 163V164H71ZM86 163V164H85ZM90 163H91V165H90ZM133 163H134V166H133ZM138 163H140V166H139V164ZM150 163V165L149 166H146V165H148V164ZM164 163V164H163ZM176 163V164H175ZM180 163V164H179ZM191 164V168H190V164ZM193 163H195V164H193ZM203 163V164H202ZM221 163H223V164H225L224 166H225V168L226 169H222V168H224V167H222L223 166V164H221ZM3 164V165H2ZM8 164H9V166H8ZM14 165V167H13V165ZM25 164V165H24ZM57 164V165H56ZM77 164H79V166L77 165ZM102 164V165H101ZM117 164V165H116ZM128 164V165H127ZM141 164L143 165L142 166V168H141ZM178 164V165H177ZM201 164V165H200ZM206 164L208 165V166H206ZM213 166H212V165ZM220 164H221V166H220ZM246 164V165H245ZM6 166V168H7V166H8V168L7 169H4L5 168V166ZM11 165V166H10ZM30 165V166H29ZM33 165V166H32ZM62 165V166H61ZM73 165H74V168H75V170H74V168H71V167H73ZM101 165V166H100ZM122 165V166H121ZM159 165V166H158ZM163 165H165L166 166V168H165V166H163ZM185 165V166H184ZM193 165V166H192ZM196 167H198V168H196ZM198 165H200V167H202V168H200ZM235 165V166H234ZM237 165H238V167H237ZM249 165H250V167H249ZM260 166L261 165V167L259 168L258 166ZM41 166V167H40ZM49 166V167H48ZM57 166V167H56ZM58 166H60V167H58ZM67 166H68V168H67ZM70 166V167H69ZM115 166V167H114ZM127 166H129V167H127ZM130 166H132V167H130ZM157 166V167H156ZM163 166V167H162ZM167 166H168V168H167ZM175 166H177V167H175ZM209 167V166H212V167H210V169L208 168V170H206L205 169V167ZM254 166H256V167H254ZM11 167H13V168H16V169H13V168H11ZM26 167H27V169H28V171L26 170ZM37 167H39L38 169H37ZM54 167V168H53ZM62 167H64V168H62ZM78 167V168H77ZM81 167V168H80ZM89 167V168H88ZM111 167H112V169H111ZM137 168V169H135V171H134V168ZM141 168V169H138V168ZM145 167H147V168H145ZM151 167H153V168H151ZM204 167V168H203ZM220 167V168H219ZM222 167V168H221ZM246 167V168H245ZM254 167V168H253ZM258 167V168H257ZM23 168V169H22ZM30 168H36V170L35 169H30ZM50 168V169H49ZM53 168V169H52ZM59 168H60V170H59ZM65 168H67V172L65 171ZM94 170H93V169ZM103 168H104V170H103ZM114 168V169H113ZM118 168V169H117ZM121 170H120V169ZM126 170H125V169ZM127 168H129V170H131V171H127ZM145 168V169H144ZM148 168H150V170H148ZM159 168V169H158ZM162 168H164V169H162ZM175 168H176V170H175ZM182 168V169H181ZM190 168V169H189ZM200 168V169H199ZM211 168H212V170H214L213 171V174H212V176L210 177V175H211V173H212V170H211ZM213 168H217V170H215V169H213ZM218 168H219V170H220V172H219V170H218ZM247 168H248V170H247ZM256 168H257V171H256ZM263 168H264V165H263ZM4 169V172H2V170ZM9 169H12V170H10L9 171ZM43 169H45V170H43ZM56 169H58V170H56ZM68 169H69V171H68ZM88 169V170H87ZM118 171H117V170ZM154 169V170H153ZM166 169H168V170H166ZM177 169L179 170V173H180V175L177 173L178 171H177ZM189 169V170H188ZM198 170V171H196V172H194L195 170ZM202 169H204L203 171H201ZM233 169V170H232ZM237 169L240 171V170H242V169H244V170H242V171H237ZM253 169H255V170H253ZM260 169V172L258 171ZM25 170H26V172H25ZM42 170V171H41ZM50 170H53V171H50ZM82 170V171H81ZM124 170V171H123ZM139 170H141V171H139ZM158 170V171H157ZM165 170V171H164ZM170 170V171H169ZM193 172H192V171ZM199 170L201 171V172H199ZM209 170H211V173L209 172ZM225 171V172H223V171ZM261 170H263V171H261ZM7 171H9L10 173L8 174V172ZM14 171V172H13ZM20 171H24L23 173L22 172H20ZM47 171V172H46ZM81 171V172H80ZM92 171V172H91ZM95 171V172H94ZM107 171H109V172H107ZM117 171V172H116ZM144 171H146V172H144ZM156 171H157V173L159 174V176H157L158 174H156ZM160 171H164V172H161V174H160ZM176 171V172H175ZM181 171H183V173H181ZM190 171V172H189ZM210 173V175H208V174H206V173H208V172ZM215 171H217L216 173H221V175H220V177H219V173L217 174V177L218 178H216V174L214 173ZM235 171V172H234ZM247 171H250V173H246ZM6 172V173H5ZM17 172V173H16ZM35 172H38V173H36L35 174ZM40 172V173H39ZM51 172V173H50ZM54 172V173H53ZM55 172H56V174H55ZM74 172V173H73ZM97 172V173H96ZM101 172V173H100ZM114 172V175L112 174V173ZM124 172V173H123ZM128 172V173H127ZM130 172V173H129ZM142 172V173H141ZM166 172H168V173H166ZM169 172L170 173H173L172 175L170 174L169 175ZM187 172H189V173H187ZM234 172V173H233ZM237 172H239L238 174H237ZM243 172L245 173L244 175V177L243 178H241L242 177V175H243ZM257 172H259V173H256ZM16 173V175H14ZM46 173H48V174H46ZM50 173V174H49ZM53 173V174H52ZM59 173V174H58ZM67 173H69V174H67ZM79 173V174H78ZM85 173H86V175H85ZM89 173V174H88ZM99 173V174H98ZM154 173H155V175H154ZM165 175L164 177H162L163 176V174ZM176 173H177V176H176ZM191 173V175H189ZM199 173L201 174V175H199ZM232 173V174H231ZM253 173V174H252ZM255 173V174H254ZM2 174V175H1ZM6 174H8L7 176H5ZM28 174H30V175H28ZM41 174V175H40ZM42 174H44V175H42ZM63 174V175H62ZM64 174H65V176H64ZM70 174H71V176H70ZM77 174V175H76ZM82 174H84V175H82ZM97 176H96V175ZM100 174H102L103 176H101ZM107 176H106V175ZM136 174H138V175H136ZM166 174H168V175H166ZM234 174H237L239 177L237 178V180H238V184L236 183V177L235 176H237V175H235L234 176ZM247 174H249V175H247ZM251 174H252V176H251ZM259 174V175H258ZM9 175H11V176H9ZM39 175H40V177H39ZM51 175V176H50ZM53 175H55V176H53ZM58 175V176H57ZM60 175V176H59ZM75 175V176H74ZM89 175V176H88ZM109 175V176H108ZM145 175V176H144ZM189 175V176H188ZM224 175H225V178H224ZM247 175V176H246ZM255 175V176H254ZM258 175V176H257ZM16 176V177H15ZM38 176V177H37ZM43 176V177H42ZM49 176H50V178H49ZM61 176L63 177V179L61 178ZM93 176V177H92ZM95 176H96V178H95ZM138 176V177H137ZM172 176V177H171ZM215 176V177H214ZM221 176H223V178L224 179H222V177ZM234 176V177H233ZM250 178H249V177ZM260 176V177H259ZM13 177H15V178H13ZM27 177V178H26ZM43 178V180H42V178ZM44 177H48L47 179L45 178L44 179ZM55 177H57V179L55 178ZM65 177H66V179H65ZM69 177V178H68ZM81 178L80 180H78L79 178ZM98 177H99V179H98ZM100 177H102L101 179H100ZM109 177V178H108ZM110 177H111V179H110ZM120 177V178H119ZM155 177V178H154ZM168 177V180L169 179H171L172 178V182L169 180H166L165 182L167 183H165L164 182V180L163 179H165V178H167ZM169 177H171V178H169ZM175 177H176V180H174L175 179ZM187 177H189V179H187ZM232 177V178H231ZM257 177V178H256ZM261 177H263V179L261 178ZM21 178H23V179H21ZM35 178V179H34ZM37 178V179H36ZM54 178V180H52ZM59 178V179H58ZM68 178V179H67ZM91 178V179H90ZM114 178H115V180H114ZM119 178V179H118ZM137 178V179H136ZM142 178V179H141ZM211 178V179H210ZM220 178V179H219ZM229 178L231 179L230 180V182H229ZM235 178V179H234ZM241 178V179H240ZM253 178H255V179H253ZM260 178V179H259ZM24 179H25V182H24ZM40 179V180H39ZM87 179V180H86ZM130 179V180H129ZM190 180L191 182V184H189L190 186H187V183L186 182H189V181H187V180ZM201 179V180H200ZM207 181H206V180ZM214 179V180H213ZM226 179V180H225ZM228 179V180H227ZM257 179V180H256ZM262 179V180H261ZM16 180V181H15ZM22 180V181H21ZM36 180H37V182H39L38 184H37V182H36ZM39 180V181H38ZM51 180V181H50ZM60 180V181H59ZM78 180V181H77ZM83 180H85L84 182L86 183H84L83 182ZM91 180V181H90ZM119 180V181H118ZM135 180V181H134ZM161 180V181H160ZM193 180H196V181H194L193 182ZM221 180H223V181H225L226 183H227V181H228V183L229 184H227V185H224V184H226L225 182H222V185H221ZM245 180H246V182H245ZM254 180H256V181H254ZM20 183H19V182ZM71 181V182H70ZM75 181H76V183H75ZM81 181V182H80ZM88 181V182H87ZM97 181H98V183H97ZM99 181H100V184H99ZM103 181V182H102ZM117 181V182H116ZM174 181V182H173ZM233 181H235V182H233ZM10 182V183H9ZM22 182L23 183H25V185L24 184H22ZM30 182V187L28 186V183ZM40 182H41V184H40ZM45 183L44 185H43V183ZM47 182V183H46ZM49 182V183H48ZM53 182H55V183H53ZM61 182V183H60ZM70 182V183H69ZM73 182V183H72ZM77 182H80V183H77ZM90 182V183H89ZM94 182H95V184H94ZM159 182V183H158ZM170 184H169V183ZM184 182H185V184H184ZM213 182V183H212ZM241 182V183H240ZM244 182V184H242ZM57 183V184H56ZM75 183V185H73ZM91 183H93V185L91 184ZM108 183V184H107ZM119 183V184H118ZM162 183V184H161ZM175 183V184H174ZM179 183V184H178ZM195 185H194V184ZM216 183H217V185H216ZM220 183V184H219ZM232 183H235L234 185L232 184ZM253 183H255L257 186H255V184L253 185ZM16 184V185H15ZM17 184H20V185H17ZM40 184V185H39ZM60 184H63L62 186H64L63 188L62 187H60L61 185ZM65 184H66V186H65ZM70 184V185H69ZM78 186H77V185ZM81 184V185H80ZM88 184H91V185H88ZM96 184H97V186H96ZM107 186H106V185ZM173 184V185H172ZM201 184V185H200ZM207 184V185H206ZM231 184H232V186H234V187H232L231 186ZM245 184H246V186H245ZM248 184V185H247ZM261 184H263V185H261ZM23 185V186H22ZM37 185V186H36ZM45 185H48V186H45ZM49 185L51 186V187H49ZM57 185V186H56ZM59 185V186H58ZM72 185V186H71ZM84 187H83V186ZM86 185H88V189L86 188L87 186ZM104 185V186H103ZM110 185V186H109ZM146 185V186H145ZM166 185V186H165ZM168 185V186H167ZM200 185V187H196V186H199ZM229 185V186H228ZM238 185H240L239 187H238ZM16 187V188H12V187ZM31 186H32V189H31ZM39 186H40V188H39ZM68 186H70V187H68ZM86 186V187H85ZM94 186V187H93ZM101 187V188H99V187ZM162 186V187H161ZM163 186H165V187H163ZM171 186V187H170ZM174 186V187H173ZM183 188H182V187ZM228 186V187H227ZM243 186H245V187H243ZM255 186V187H254ZM260 186V187H259ZM34 187V188H33ZM35 187H36V189H35ZM43 187H45V188H47V189H45V188H43ZM53 187V188H52ZM72 187V189L70 190V188ZM74 187V188H73ZM80 188V190H79V188ZM83 187V188H82ZM91 187V188H90ZM105 187V188H104ZM111 187V188H110ZM114 187V188H113ZM148 187V188H147ZM156 187V188H155ZM161 187V188H160ZM241 187V188H240ZM248 187V188H247ZM257 187H259V191L258 190H256V188ZM17 188H19V189H17ZM22 188V189H21ZM23 188H24V190H23ZM31 190H30V189ZM43 188V189H42ZM52 188V193H51V189ZM60 188V189H59ZM68 189V190H66V189ZM76 188V189H75ZM99 189L98 191H97V189ZM115 188H117V189H115ZM172 188V189H171ZM192 188V189H191ZM196 188V190L194 191V189ZM203 188V189H202ZM10 189V190H9ZM14 189V191H13V193H12V191L11 190H13ZM15 189H16V191H15ZM20 189H21V192H20ZM26 189V190H25ZM27 189H29L30 191H28ZM56 189H58V190H56ZM62 189V190H61ZM65 190V192H63L64 190ZM75 189V190H74ZM83 189V190H82ZM89 189H94V190H90L89 191ZM103 189H104V191H103ZM110 189H111V192H110ZM119 189V190H118ZM174 189V190H173ZM250 189H251V191H250ZM258 189V188H257ZM19 190V191H18ZM33 190V191H32ZM34 190H36V191H34ZM40 190V194H39V191ZM53 190H55V191H53ZM79 190V191H78ZM85 190H86V192H85ZM88 190V191H87ZM106 190H108L107 191V193H106ZM115 190H117V193H118V195H116L115 194ZM173 190V191H172ZM189 190V191H188ZM204 190H206V191H204ZM236 190H237V192H236ZM11 191V192H10ZM31 191H32V193H31ZM67 191V192H66ZM73 191V192H72ZM207 191L209 192V193H207ZM221 191V192H220ZM242 191V192H241ZM260 191H261V193H260ZM15 192H16V194H15ZM17 192H19V193H17ZM22 192H24V193H22ZM25 192H27V193H25ZM55 192V193H54ZM77 192V193H76ZM79 192H81V195H80V193ZM94 192V193H93ZM199 192V193H198ZM202 192V193H201ZM226 192V193H225ZM235 192H236V194H235ZM14 194V195H12V194ZM21 193V194H20ZM29 193H31V194H29ZM45 193V194H44ZM49 193V194H48ZM64 193H67V194H64ZM91 193V194H90ZM96 193V194H95ZM98 193H101V194H98ZM105 193V194H104ZM235 194V196H234V194ZM243 193V194H242ZM255 193V194H254ZM260 193V194H259ZM19 194V195H18ZM25 194V198H29L28 200L27 199H24V196L23 195ZM35 194V195H34ZM48 194V195H47ZM59 195V197H58V195ZM75 194H76V197H75ZM80 196H78V195ZM86 194V195H85ZM90 194V195H89ZM93 194V195H92ZM109 194V195H108ZM110 194H111V196H110ZM113 194V195H112ZM171 194V195H170ZM194 194V195H193ZM203 194V195H202ZM224 194H226V195H224ZM232 196H231V195ZM45 195V196H44ZM68 195V196H67ZM71 195V196H70ZM83 195H85V196H87V197H85V196H83ZM98 195V196H97ZM197 195V196H196ZM220 195V196H219ZM229 195L231 196V198L229 197ZM241 195V196H240ZM18 196V197H17ZM35 196V199H33V197ZM48 196V197H47ZM50 196V197H49ZM63 196V197H62ZM64 196H65V198H64ZM77 196H78V198H77ZM83 196V197H82ZM95 198H94V197ZM97 196V197H96ZM101 196V197H100ZM104 196V197H103ZM107 196H109V197H107ZM114 196V197H113ZM190 196V197H189ZM234 196V197H233ZM251 196V197H250ZM14 197H15V199H17V200H15L14 199ZM37 197V198H36ZM39 197H40V199H39ZM43 197V198H42ZM67 197H69V199H67ZM72 197V198H71ZM85 197V198H84ZM91 197V198H90ZM94 199H93V198ZM99 197V198H98ZM107 197V198H106ZM154 197V198H153ZM189 199H188V198ZM214 200H212L211 198ZM227 198V199H225V198ZM236 197V198H235ZM240 197H241V199H240ZM22 198L24 199V200H26L27 202L25 203V201L24 200H22ZM32 198V199H31ZM51 198V199H50ZM64 198V199H63ZM75 198V200H73ZM178 198V199H177ZM185 198V199H184ZM198 198V199H197ZM215 198H216V200H215ZM217 198H222V199H220V200H222V201H220L219 199H218V201L219 202H221V203H219L218 204V201H217ZM243 198V199H242ZM261 198H263V199H261ZM31 199V200H30ZM48 199V200H47ZM53 199H55V201L53 200ZM57 199H59V200H57ZM77 199V200H76ZM83 199V201H84V205H83V201H81ZM89 199V200H88ZM100 199V200H99ZM182 199H183V201H182ZM230 199V200H229ZM240 199V200H239ZM251 199V200H250ZM257 200V201H255V200ZM260 199V200H259ZM10 200V201H9ZM39 200V201H38ZM47 200V201H46ZM68 200L70 201V202H68ZM92 200V201H91ZM171 200V201H170ZM227 200H229L227 203H226V201ZM237 200V201H236ZM243 200V201H242ZM252 200H254V201H252ZM3 201V202H2ZM19 201H20V203H19ZM23 201H24V203H23ZM32 201V202H31ZM38 201V202H37ZM50 201V202H49ZM75 202V203H72V202ZM80 201V202H79ZM108 201V202H107ZM151 201V202H150ZM216 201V202H215ZM250 201V202H249ZM21 202L23 203V204H21ZM53 202H54V204H53ZM57 202H59V203H57ZM63 202V203H62ZM78 202V203H77ZM95 202V203H94ZM148 202V203H147ZM183 202V203H182ZM197 202V203H196ZM203 202V203H202ZM214 202V203H213ZM243 202H245V203H243ZM258 202V203H257ZM262 202V201H261ZM264 202V201H263ZM52 203V204H51ZM77 203V204H76ZM82 203V204H81ZM101 203V204H100ZM105 203V204H104ZM169 203V204H168ZM173 203H175V204H173ZM194 203V204H193ZM226 203V204H225ZM229 203V204H228ZM232 203V204H231ZM252 203H253V205H252ZM255 203V204H254ZM20 204V205H19ZM27 204V205H26ZM45 204V205H44ZM49 204V205H48ZM57 204V205H56ZM67 204V207L65 206ZM94 204V205H93ZM97 204V205H96ZM180 204H181V206H180ZM198 204V205H197ZM218 204V205H217ZM237 204V205H236ZM245 204V206H243ZM257 204H258V206H257ZM11 205V206H10ZM13 205V206H12ZM32 205V206H31ZM60 205V206H59ZM62 205V206H61ZM82 205H83V207H82ZM93 205V207H91ZM99 205V206H98ZM174 205V206H173ZM179 205V206H178ZM232 206V207H230V206ZM246 205H250L249 207H250V210L251 209H253L252 211H254V212H252V211H250L249 209V211H250V213L251 214H255V216L254 215H251L250 213H248L249 211L247 210L246 211V209L247 208H249L248 206H246ZM24 206V207H23ZM38 206V207H37ZM46 206V207H45ZM52 206V207H51ZM59 206V207H58ZM65 206V207H64ZM74 206V207H73ZM81 206V207H80ZM84 206H85V209H84ZM97 208H96V207ZM149 206H152V207H149ZM172 206V207H171ZM178 206V207H177ZM196 206V207H195ZM241 206V207H240ZM15 207V208H14ZM20 207H21V209H20ZM36 207V208H35ZM51 208V209H49V208ZM57 207V209L55 210V208ZM63 207V208H62ZM70 208V210L72 211H69V208ZM80 207V208H79ZM95 207V208H94ZM192 207V208H191ZM243 207H245V209L243 208ZM247 207V208H246ZM255 207H257L258 208V210H256L257 208H255ZM47 208V209H46ZM66 208V209H65ZM76 208V209H75ZM90 210H89V209ZM100 208V209H99ZM103 208V209H102ZM197 208V209H196ZM208 208H210V209H217V210H219L218 211V214L217 213H214V211L216 212V210H211V212H213V215H212V213H210L209 212V215L208 214H206V213H208V211H210V210H208ZM231 208V209H230ZM260 208V209H259ZM261 208H263V209H261ZM44 209V210H43ZM47 211H46V210ZM54 211H53V210ZM75 209V210H74ZM80 209V210H79ZM93 209V210H92ZM97 209V210H96ZM168 209H170V210H168ZM179 209V210H178ZM190 209V210H189ZM236 209L238 210V211H236ZM255 209V210H254ZM12 210V211H11ZM31 210V211H30ZM34 210V211H33ZM50 210V211H49ZM88 212V211H91V212H93L92 214H91V212H89L90 214H91V216H90V214H88L86 211ZM100 210H102V212L100 211ZM177 210V211H176ZM185 210V211H184ZM222 210V211H221ZM227 211V215H226V211ZM261 210V211H260ZM262 210H263V212H262ZM9 211V213H7ZM58 211V212H57ZM60 211V212H59ZM75 211V212H74ZM78 211V212H77ZM80 211V212H79ZM100 211V212H99ZM197 211V212H196ZM205 211H206V213H205ZM224 211V212H223ZM236 213V215H238L237 217H236V215H235V213ZM257 211V212H256ZM260 211V212H259ZM3 212H5L6 214H4ZM50 212H52V213H50ZM53 212H55V214L53 213ZM69 212V213H68ZM74 212V213H73ZM82 212V213H81ZM95 212V213H94ZM179 212V213H178ZM238 212V213H237ZM242 212H245L244 214H242ZM46 213V214H45ZM48 213H50V214H48ZM62 213H64V214H62ZM77 213V214H76ZM84 213V214H83ZM97 213H100L99 215L97 214ZM169 213V214H168ZM186 213V214H185ZM192 213H193V215H192ZM204 213H205V215H204ZM220 213H221V215H220ZM230 213H233L232 214V216H230L229 218H228V216L229 215H231ZM258 213H259V215L260 214H263V217H261L260 216V218L258 217ZM9 214V215H8ZM31 214V215H30ZM72 214V215H71ZM76 214V215H75ZM81 214V215H80ZM86 214V215H85ZM106 214V216H104ZM109 214V215H108ZM112 214V215H111ZM118 214V215H117ZM174 214V215H173ZM195 214V215H194ZM47 215V216H46ZM54 215V216H53ZM65 216V218H64V216ZM83 215V216H82ZM96 215V216H95ZM101 215V216H100ZM114 215V216H113ZM173 215V216H172ZM199 217H198V216ZM202 215V216H201ZM211 215V216H210ZM246 215H248V216H246ZM2 216V217H1ZM10 216V217H9ZM40 216V217H39ZM67 216H68V218H67ZM82 216V217H81ZM86 216H88V217H86ZM89 216L91 217V218H89ZM121 216V217H120ZM147 216V217H146ZM200 216L201 217H203V218H200ZM217 216H219L218 218H217ZM222 216V217H221ZM243 216V217H242ZM255 218H253V217ZM10 218V219H8V218ZM26 217V218H25ZM42 217V218H41ZM56 217V218H55ZM97 217V218H96ZM100 217V218H99ZM110 217V218H109ZM115 217V218H114ZM165 217V218H164ZM185 217V218H184ZM206 217V218H205ZM210 217V218H209ZM226 217V218H225ZM237 219H239V220H237ZM251 217V218H250ZM258 217V218H257ZM4 218V219H3ZM30 218V219H29ZM53 218H55V219H53ZM77 218V219H76ZM80 218H82L81 220L82 221H84V222H82V221H80L79 219ZM86 218H88V219H86ZM96 218V219H95ZM117 218V219H116ZM122 218V219H121ZM158 218H160V219H158ZM169 218V219H168ZM175 218V219H174ZM193 218V219H192ZM195 218H197V220L199 221H202V219L204 220V221H202V223L203 222H205V220H206V223H203V224H201L200 225V221L198 222ZM199 218V219H198ZM217 218V219H216ZM248 218H250V222H249V219ZM253 218V219H252ZM262 218H263V221H262ZM6 219V220H5ZM12 219V220H11ZM44 219H46V220H44ZM49 219V220H48ZM50 219H52L51 221H50ZM66 219H67V221H66ZM86 219V220H85ZM99 219H100V221H99ZM104 219H106V220H104ZM110 219V220H109ZM153 219V220H152ZM158 219V220H157ZM182 219V220H181ZM191 219L192 220H194V222H196V223H194L193 221V224L191 223ZM213 219V220H212ZM224 219H228L227 221L228 222H230V223H234L235 225L234 226H236L235 228H234V226H233V224L231 225L230 223H228L227 225H229V226H233V228L234 229H232V227H227V225H226V223L227 222H225L224 221ZM4 220V221H3ZM10 220V221H9ZM42 220V221H41ZM63 220V222L61 223V221ZM88 220V221H87ZM90 220V221H89ZM95 222H94V221ZM223 220V222H224V224L226 225H224L223 224V222H221ZM230 220V221H229ZM232 220L233 221H235V222H232ZM252 220V221H251ZM12 221V222H11ZM14 221V222H13ZM25 221V222H24ZM27 221H29V223L27 222ZM34 221V222H33ZM72 221H74V222H72ZM87 221V222H86ZM93 221V222H92ZM105 221V222H104ZM107 221V222H106ZM116 221V222H115ZM167 221H169V222H167ZM190 222V226L189 225H187L189 222ZM210 223H209V222ZM212 221V222H211ZM256 221V222H255ZM2 222H4V223H2ZM10 222V223H9ZM16 222V223H15ZM17 222H19V223H17ZM21 222V223H20ZM32 222V223H31ZM55 222V223H54ZM69 222V223H68ZM76 222V223H75ZM90 222V223H89ZM112 222V223H111ZM147 222V223H146ZM188 222V223H187ZM218 222L220 223L219 225H218ZM245 222V223H244ZM249 222V223H248ZM26 223H28V224H26ZM52 223V224H51ZM68 224V225H66L65 226V224ZM73 223H75V225L73 224ZM98 223H100V224H98ZM104 223H106V224H104ZM115 225H114V224ZM126 223V224H125ZM130 223V224H129ZM151 223V224H150ZM169 223V224H168ZM199 223V224H198ZM254 223H255V225H254ZM262 223V224H261ZM8 224V225H7ZM21 224V225H20ZM49 224H50V227H49ZM84 226H83V225ZM128 224V225H127ZM192 224V225H191ZM195 224V225H194ZM11 225V226H10ZM60 225V226H59ZM91 225V226H90ZM99 225V226H98ZM109 225V226H108ZM131 225V226H130ZM142 225V226H141ZM164 225V226H163ZM172 225V226H171ZM181 225H183V226H181ZM198 225L201 227H205V228H207L206 230L207 231H205V230H203L202 228L199 230L198 228H196V227H198ZM211 225V226H210ZM238 225V226H237ZM252 225H254V226H252ZM261 225V226H260ZM4 228H3V227ZM10 226V227H9ZM32 228H31V227ZM79 226V227H78ZM102 226H103V228H102ZM112 226V227H111ZM115 226V227H114ZM117 226V227H116ZM121 226H123V228L121 227ZM141 228H140V227ZM176 226H178V228L176 227ZM187 226V227H186ZM192 226V227H191ZM194 226H195V228H196V230L194 229ZM210 226V227H209ZM215 227L214 229H213V231H211L210 233L208 232V230H210L209 228H212V227ZM220 226V227H219ZM222 226V227H221ZM243 226V227H242ZM258 226V227H257ZM259 226H260V228L261 229H259ZM262 226H263V228H262ZM7 227V228H6ZM21 229H20V228ZM40 227V228H39ZM57 227V228H56ZM65 227H67V228H65ZM76 227V228H75ZM84 227V228H83ZM97 227V228H96ZM184 227H185V229H184ZM192 228V229H190V228ZM199 227V228H200ZM223 227H227L228 228V230L227 229H225V228H223ZM3 228V229H2ZM12 228V229H11ZM13 228L15 229V230H13ZM17 228V229H16ZM28 228V229H27ZM30 228V229H29ZM69 228V229H68ZM72 228V229H71ZM81 228V229H80ZM99 228V229H98ZM115 228V232L113 231V229ZM189 230H188V229ZM221 228H223V229H221ZM237 228V229H236ZM239 228V229H238ZM251 228V229H250ZM56 229V230H55ZM63 229L64 230H66V231H68V232H65V231H63ZM78 229H79V231L80 232H78ZM84 229V230H83ZM101 229V230H100ZM105 229V230H104ZM109 229V230H108ZM121 229V230H120ZM159 229V230H158ZM177 229V230H176ZM187 229V230H186ZM198 229V230H197ZM220 229V230H219ZM236 229V230H235ZM256 229H258L259 231L257 232V230ZM4 230V231H3ZM7 230V231H6ZM24 230V231H23ZM44 230V231H43ZM96 230V231H95ZM119 231V233H117L118 231ZM148 230V231H147ZM154 230V231H153ZM185 230V231H184ZM194 230H195V232H194ZM219 232H218V231ZM229 230H232V231H229ZM236 232H235V231ZM253 230V231H252ZM17 231V232H16ZM38 231V232H37ZM46 231V232H45ZM47 231H48V233H47ZM70 231H72V232H70ZM87 231V232H86ZM98 231V232H97ZM108 231V232H107ZM127 231V232H126ZM129 231H130V233H129ZM136 231H137V233H136ZM150 231V232H149ZM177 233H176V232ZM179 231V232H178ZM182 231H184L183 233H182ZM190 231V232H189ZM200 231V232H199ZM231 232L233 235H231L230 233H226V232ZM238 231V232H237ZM261 231V232H260ZM12 232V233H11ZM19 232V233H18ZM35 232V233H34ZM50 232V233H49ZM56 232V233H55ZM62 234H61V233ZM70 232V233H69ZM85 232V233H84ZM91 232V233H90ZM142 232H143V234H142ZM194 232V233H193ZM197 232V233H196ZM198 232H199V234H198ZM214 232V233H213ZM241 232V233H240ZM7 233H9V234H7ZM14 233V234H13ZM18 233V234H17ZM44 233V234H43ZM47 233V234H46ZM77 233H78V235H77ZM80 233V234H79ZM82 233V234H81ZM90 233V234H89ZM106 233V234H105ZM113 233H115V234H113ZM127 233V234H126ZM132 233V234H131ZM139 233V234H138ZM145 233V234H144ZM218 233V234H217ZM222 233V234H221ZM254 233V234H253ZM48 234H50L49 235V237H48ZM59 234H61V235H59ZM67 234H68V236H67ZM134 234V235H133ZM147 234V235H146ZM173 234V235H172ZM240 235V236H235V235ZM243 234H245V235H243ZM256 234V235H255ZM31 235H34V236H31ZM43 235V236H42ZM76 235V236H75ZM87 235V236H86ZM123 235V236H122ZM130 235V236H129ZM175 235V236H174ZM183 235H185V237L183 236ZM203 235V236H202ZM227 235H230V236H227ZM64 236H66V237H64ZM73 236H75V237H73ZM78 236V237H77ZM80 236H82V238L80 237ZM92 236V237H91ZM109 236V237H108ZM116 236V237H115ZM132 236V237H131ZM133 236H135V237H133ZM138 236H139V238H138ZM173 236V237H172ZM183 238H182V237ZM211 237V239H210V237ZM221 236V237H220ZM235 236V237H234ZM43 237V238H42ZM45 237H47V238H45ZM60 237V238H59ZM73 237V238H72ZM172 237V238H171ZM226 237V238H225ZM239 237V238H238ZM20 238V239H19ZM32 238H33V241H32ZM55 238V239H54ZM62 238V239H61ZM65 238H69L68 240L67 239H65ZM85 238V239H84ZM92 238H93V241H92ZM104 238V239H103ZM156 238V239H155ZM213 238H215V240L213 239ZM227 238H228V240H227ZM40 239V240H39ZM73 239V240H72ZM80 239V240H79ZM110 239V240H109ZM186 239V240H185ZM210 239V240H209ZM219 239V240H218ZM225 239H226V241L229 243H227L226 241H225ZM234 239V240H233ZM237 239H241L240 241H242L241 242V244L239 243V240L237 241ZM17 240V241H16ZM42 240V241H41ZM44 240H46L45 241V243L43 242ZM101 240V241H100ZM110 241V242H107V241ZM112 240H114V241H112ZM116 240V241H115ZM134 240H136V241H134ZM155 240V241H154ZM173 240V241H172ZM207 240H208V242H207ZM214 240V241H213ZM230 240V241H229ZM22 241L24 242V243H22ZM37 241V242H36ZM73 241V242H72ZM95 241V242H94ZM105 241V242H104ZM143 241V242H142ZM165 243H164V242ZM205 241V242H204ZM214 243H213V242ZM235 241H236V243H235ZM256 241V242H255ZM261 241H262V243H261ZM70 242V243H69ZM93 242V243H92ZM107 242V243H106ZM135 242H136V244H135ZM146 243V244H143V243ZM210 242V243H209ZM212 242V243H211ZM17 243V244H16ZM30 243V244H29ZM49 243H50V245H49ZM61 243V244H60ZM64 243V244H63ZM86 243H88V244H86ZM93 244V245H91V244ZM132 243H134V244H132ZM180 245H179V244ZM203 243V244H202ZM209 243V244H208ZM222 243H223V245H222ZM232 243V244H231ZM247 243V244H246ZM262 245H261V244ZM9 244V245H8ZM16 244V245H15ZM21 244V245H20ZM26 244V245H25ZM37 244V245H36ZM62 244H63V246H62ZM71 244V245H70ZM83 245V247H85V248H83V247H81L82 245ZM86 244V245H85ZM116 244V245H115ZM125 244V245H124ZM141 246H140V245ZM143 244V245H142ZM177 244H178V246H177ZM193 244V245H192ZM212 244V245H211ZM237 244V245H236ZM242 245V246H239V245ZM2 245V246H1ZM43 245V246H42ZM56 245V246H55ZM60 245H61V247H60ZM121 245V246H120ZM156 245V246H155ZM209 245V246H208ZM227 245V246H226ZM229 245V246H228ZM232 245H234V246H232ZM236 245V246H235ZM10 246H13V248L12 247H10ZM20 248H19V247ZM34 246V247H33ZM53 246V247H52ZM78 246H79V248H78ZM90 246V247H89ZM118 246V247H117ZM120 246V247H119ZM126 248H125V247ZM215 246V247H214ZM220 246H222V248L220 247ZM261 246H263V247H261ZM2 247V248H1ZM7 247V248H6ZM16 247V248H15ZM32 247V248H31ZM39 247V248H38ZM50 249V251H49V249ZM55 247V248H54ZM62 249H60V248ZM88 247V248H87ZM134 247V248H133ZM159 247V248H158ZM214 247V248H213ZM219 247V248H218ZM224 247V248H223ZM229 247V248H228ZM231 247H233V248H231ZM241 247V248H240ZM250 247V248H249ZM257 247V248H256ZM3 248H4V250H3ZM29 248V249H28ZM45 248V249H44ZM67 248V249H66ZM78 248V249H77ZM90 248V249H89ZM123 248H124V250H123ZM137 248V249H136ZM141 248V249H140ZM163 248V249H162ZM225 248H227L226 250H228V249H230V252H229V250L228 251H226L225 250ZM260 248V249H259ZM57 251H56V250ZM72 249V250H71ZM122 249V250H121ZM202 249V250H201ZM223 249V250H222ZM252 250V251H250V250ZM36 250V251H35ZM74 250H76V251H74ZM82 250V251H81ZM88 252H87V251ZM90 250H92V251H90ZM113 250H115L114 252H113ZM136 250V251H135ZM140 250V251H139ZM214 250V251H213ZM221 250V251H220ZM232 250H234V251H232ZM263 250V251H262ZM17 251H18V253H17ZM20 251H22V252H20ZM35 251V252H34ZM52 251L54 252V253H52ZM109 251V252H108ZM148 251V252H147ZM184 251V252H183ZM232 251V252H231ZM2 252V253H1ZM9 252V253H8ZM15 252V253H14ZM25 252V253H24ZM33 252V253H32ZM46 252V253H45ZM48 252V253H47ZM68 252H70V253H68ZM86 252V253H85ZM135 252V253H134ZM165 252V253H164ZM175 252H177V253H175ZM180 252V253H179ZM227 252V253H226ZM20 253V254H19ZM23 253V254H22ZM39 253V254H38ZM64 253H66V255L64 254ZM72 253V254H71ZM80 253V254H79ZM95 255H94V254ZM113 253V254H112ZM127 253V254H126ZM134 253V254H133ZM226 253V254H225ZM4 254V255H3ZM15 254V255H14ZM27 256V257H25V255ZM30 254V255H29ZM50 254V255H49ZM64 255V256H62V255ZM68 254V255H67ZM158 254V255H157ZM179 254V255H178ZM204 254V255H203ZM222 254H223V256H222ZM248 254V255H247ZM32 255V256H31ZM40 255V256H39ZM46 257H45V256ZM71 255V256H70ZM92 255V256H91ZM97 255V256H96ZM117 255V256H116ZM122 255V256H121ZM130 255V256H129ZM148 255V256H147ZM219 255H220V257H219ZM228 255V256H227ZM19 256V257H18ZM34 256V257H33ZM48 256V257H47ZM53 256V257H52ZM56 256V257H55ZM74 256V257H73ZM99 256V257H98ZM127 256V257H126ZM139 256V257H138ZM152 256V257H151ZM160 256V257H159ZM227 256V257H226ZM33 257V258H32ZM38 259H37V258ZM60 257V258H59ZM83 257V258H82ZM134 257V258H133ZM167 257V258H166ZM168 257H170V259H168ZM181 257V258H180ZM214 257V258H213ZM20 258V259H19ZM46 258H47V261H46ZM53 258V259H52ZM55 258V259H54ZM63 258V259H62ZM101 258V259H100ZM132 258V259H131ZM141 258V259H140ZM147 258H149V259H147ZM155 258H156V261H155ZM202 258V259H201ZM218 258L220 259V260H218ZM19 259V260H18ZM37 259V260H36ZM50 259V260H49ZM59 259V260H58ZM62 259V260H61ZM82 259H83V261H82ZM92 259H93V261H92ZM145 259V260H144ZM191 259V260H190ZM223 259V260H222ZM22 260H24L23 261V263H22ZM36 260V261H35ZM43 260V261H42ZM51 260H52V262H51ZM127 260V261H126ZM132 260H133V262H132ZM135 260V261H134ZM149 260V261H148ZM174 260V261H173ZM227 260L229 261V262H227ZM17 261V262H16ZM29 261V262H28ZM40 261V262H39ZM66 261V262H65ZM70 261V262H69ZM91 261H92V263H91ZM192 261V262H191ZM211 261L213 262V263H211ZM246 261V262H245ZM14 262V263H13ZM50 262V263H49ZM69 262V263H68ZM113 262V263H112ZM117 262V263H116ZM121 262V263H120ZM144 262V263H143ZM161 262H163V263H161ZM226 262V263H225Z\"/></svg>", "mask_w": 264, "mask_h": 264}, {"label": "bare ground", "instance_id": "bare-ground-1", "mask_svg": "<svg viewBox=\"0 0 264 264\" xmlns=\"http://www.w3.org/2000/svg\"><path fill=\"white\" fill-rule=\"evenodd\" d=\"M4 1V0H3ZM19 1V0H18ZM90 1V0H89ZM118 1H125V3L126 2H128V4H125L123 7H125L124 9L126 10V8H136V7H134L135 5H136V3H137V5H138V1L137 0H118ZM189 1V0H188ZM190 1H192V0H190ZM208 1V0H207ZM244 1V2H243ZM6 2V1H5ZM22 2V1H21ZM61 2H62V0H61ZM104 2V1H103ZM209 3V5L207 4V2H206V4L208 5H206L205 7V12L206 13H210V12H213L214 14H215V11L216 10H218V9H220V12H219V16L217 17V15H218V12H217V15H216V18H213L214 20L213 21H209V19H208V21H205V20H201V21H199L200 19H199V16L200 15H198V16H196V13H193V15L191 16L192 18H190V20H186V21H184L183 23H180V24H178L176 21H171V17H170V30H168V35H167V30H166V27H162V28H164L165 30H166V32L165 31H163V29L161 30V32H165L166 34L165 35H167L168 36V38H170L169 40H170V49H172L173 48V46L175 47V44H177V46H176V49H174L173 48V50H171L172 51V55H176L175 57H174V59H176V61L175 60H173V59H170V60H173L174 62H171V61H169L170 62V65H167V66H170V73L169 72H167V70L165 69H163L164 70V72L166 71L167 73H165V77H166V79H168L169 78V76L168 75H170V79H172L171 80V82H169V81H167V82H169L170 84H168L167 82H165L166 81V79H162L161 77H163V76H161V77H159L160 75V72L158 73V71L160 70V71H162V67L161 68H157L156 70H158V71H156L155 69L152 71V72H150L148 75L145 73V76L144 77H142V75H141V73H143L142 72V70H141V68H140V65L137 67V70H141V71H136L135 73H137V74H135V75H130V77H127L126 78V80H125V82L124 83H131L132 84V88L130 89V86H128V85H126V87L124 86V88H129V90L128 91H125V92H119L116 88V90L118 91V92H116V90L114 91V90H112V89H110L111 91H113V93H111V94H113L114 95V93H115V97H114V99H112L113 98V96H108L109 98H107V97H105L104 96V98H103V95H106V93H108L109 92V89L108 90H103V89H84V93L86 92L87 93V95H88V98H90L89 99V102H91V105H92V110H93V112H94V110H95V112H97V113H95V114H97V117L95 118H92V119H97L98 118V120H94V121H92V120H90L91 118L90 117H88V119L90 120H87V119H83L82 118V120H80V118L81 117H83V116H81V117H79L80 116V114H79V116H77V117H79V121L77 120V118H76V120L78 121V123L79 122H82L83 121V123L84 124H81V123H79L80 125H77L78 123H76V122H74V123H76V126L74 125V123H73V121H76L75 119L74 120H72V123H73V125L74 126H71V124L69 123V121H68V123L70 124V126H67V125H69V124H67V120H66V122H65V124H67L66 126H62V124H60V126L62 127L61 129H60V127H59V125H57L58 126V131H57V133H56V131L55 132H53V129H54V127H55V129L57 128V126H54L53 125V127H51L52 128V130H49L50 131V133L51 134H49L50 136H49V138H47V140L45 139V138H43V139H45V141H43L42 140V138H41V135L43 136V132L41 133V135H40V137L38 136V139L37 140H35V137H33L32 135V139L29 141L30 143H31V141L33 142V140H34V142H33V144L31 143L30 145H38L39 147H40V145H41V149H39L38 148V146H36L38 149H36L35 151H33L34 152V154H36V156L38 157V158H41V157H43L44 158V162L45 161H47V164L49 165V163H50V165L52 164L51 163V157H53V156H56V154L57 153H59L58 155H61V154H63V153H68V152H70L69 151V149L71 150V148H73L74 147V145H78L77 147H85L84 146V144H88L89 145V143H90V146H91V148H90V146H88L87 147V149H86V151L88 152V151H91L92 153H95V154H98V153H100V154H121L120 155V157L122 156V154H123V156L125 157V155L124 154H127L126 156L128 157V156H130V160H129V157L126 159L127 160V163H129L128 161H131V160H133L134 158L133 157H137L138 158V161L142 158L143 159V157L144 158H146V155H144V154H149L151 151L154 153V152H156V154H163V155H165V154H169V155H172L173 156V153H175V150H180L183 146L182 145H186V144H182V141H183V143H185L184 141H187L185 138H187V136L190 138V141H192V143L194 142L191 138H193L194 136H196V135H194L193 137H190V134L189 133H187L186 131H189V129L191 128V126L190 127H188L189 129H187L186 130V126H184V128H183V126H181L182 125V123L184 124L185 123V119L184 120H182L181 118H183V115L182 116H180L179 115V113H181V111H180V109L178 110V108L181 106V105H179V106H177L178 108L176 109H174V107L178 104V102H180L182 99H178L177 98V95L178 96H181L182 98H184V99H186V102L187 101H189L188 100V98L191 96H188V91H190V90H192V89H190V85H191V83H194L193 85H195L196 86V84L197 85H199L200 86V83H202V82H204L205 83V80H206V78H207V81L208 80H212V79H214V80H212V81H214L215 83L217 82V78L220 76V78H221V76H222V78H221V81H223L224 79L226 80L225 81V83L224 84H222V83H220L221 81H220V79L218 80L219 82H217V84H216V86H213V85H215V84H213L212 86L211 85H209L210 83H205V85H206V87H205V85L204 86H200L201 87V90L203 89L204 90V88H205V91H207V92H209L210 91V89L212 88V87H214L213 89H212V91L211 92H213V90L214 91H216V92H219L220 93V88H219V90H215L216 88H218V86H219V84L218 83H220V87L223 89V85H225L226 84V86L230 89V91H229V96L232 98H230L228 95H227V87H225L224 86V89H226V95H224V96H220L221 94L223 95L224 93H223V91H224V89H223V91H222V89H221V94H219L218 95V97H219V102L216 100L218 97H217V93L215 94V96L213 97L212 95H214L213 93H212V95H210L209 93V95H208V101H210L209 103H211L210 105H209V103H208V101L207 100H205V101H207V103L208 104H206V106L204 105L205 103H204V100H203V95H206V94H204V92H203V95H202V93H201V99H198V98H196L197 97V95H198V89H200L199 88V86H198V89H197V94H195L196 93V91L195 90H193L195 93H193L192 94V92L190 91V93L192 94V98H196V99H198V103L200 102V101H202L201 103H199V105L201 106L202 105V107H203V110H201L199 113L200 114H198L197 113V111H199V110H197V108H199V109H201L200 108V106H197L196 105V110L194 111L193 109V111L194 112H192L191 110L189 111V112H186V113H192V115H190V117L191 118H188V117H186L185 115V117L187 118V119H191L190 121H193L194 122V124H195V126L197 127H199V125L201 124V123H203L204 121H208V123L212 120H214V117L216 118V117H218L217 115L218 114H214V115H212L211 113L210 114H208V112H211L212 110L211 109H214L215 111H213V112H215V113H217L218 112V110H220L219 111V115L220 114H222L221 113V110H222V112H224L225 114H226V112L228 113V112H230L229 110H232V107H233V105L235 104V102L236 101H239V100H242L241 98H244V95L242 94V91L241 90H239V91H241V92H239L238 90H237V88H241L239 85H237V82L235 81L236 79L234 78V77H231V76H236V74L238 73V74H240L239 72L240 71H242L244 68L242 67V65H244L245 67H247L246 68V71H244V72H247L248 71V73H249V71H250V69L251 68H253L254 69V67L256 66V64H258L259 63V60L261 61V60H263V63L262 62H260V63H262V64H264V18L262 17V15L264 16V0H248V2H247V0H209L208 1ZM58 3H59V1H58ZM57 3V4H58ZM65 3V2H64ZM121 4H122V2H121ZM0 5H1V3H0ZM5 5V4H4ZM192 5V4H191ZM7 6V5H6ZM10 6V5H9ZM36 6V5H35ZM62 6H64V5H61V7ZM14 7H15V5H14ZM13 7V8H14ZM37 7V6H36ZM39 7V6H38ZM123 7H122V9L121 10H123ZM218 8V9H216V10H214L213 11V9L214 8ZM33 8V7H32ZM147 8V7H146ZM210 8V9H209ZM36 9H38V8H36ZM111 9L112 8H110V11H108V12H110V14H111V12L114 10H112L111 11ZM120 9V8H119ZM212 9V10H211ZM56 10H58V9H56ZM138 10V9H137ZM136 10V11H137ZM143 10V9H142ZM141 10V11H142ZM204 10V9H203ZM224 10V12L223 13H221L222 11ZM226 10V11H225ZM6 10H1V8H0V17H2V18H0V30L2 29V28H4V29H2V31L3 32H1L0 31V40H1V42H3V39H5V41H8V42H12L11 41V39H12V37H11V34H13V33H18V34H16L17 36L20 34V32H21V34L23 33L21 30L23 29V31L24 30H26L25 28H27L28 29V31H29V34L31 33V32H35L36 30H35V28L36 29H38V30H42V28L45 30V31H47V29H50V28H48L49 26H50V24L52 25L54 22H56V21H58L59 22V26L58 27H60V25H61V27L60 28H62V26L63 25H65L67 22V16H62V17H60L58 20H54V19H52V20H54V21H52V22H48V23H46V22H43L42 23V21L39 19V20H37L38 21V23L37 22H35L34 24V26H33V24H31L32 26H30V25H28V20L29 19H27V18H29V17H27V18H25L24 19V15L22 16V17H20V19H16V17H15V14L14 15H10L9 13H6L5 12ZM55 11V10H54ZM117 10H115L114 12H116ZM130 11V10H129ZM139 11V10H138ZM144 11V10H143ZM200 11V10H199ZM202 11V10H201ZM208 11V12H207ZM21 12V11H20ZM114 12H112L114 15H115V13ZM154 12V11H153ZM172 12V11H171ZM205 12H202L203 14L205 13ZM14 13V12H13ZM127 13V12H126ZM213 13H212V15H213ZM90 14V13H89ZM117 14V13H116ZM147 14V13H146ZM168 14V13H167ZM202 14V16H204ZM60 16H61V14H59ZM63 15H67L66 13L65 14H63ZM88 15V14H87ZM112 15V14H111ZM134 15V14H133ZM136 15V14H135ZM210 16H211V13L209 14ZM57 16V15H56ZM86 16V15H85ZM117 16V15H116ZM206 16H208V14L207 15H205V17ZM214 16V15H213ZM77 17V16H76ZM110 17H112V16H110ZM201 17V16H200ZM209 17V16H208ZM208 17H206L205 19L207 20V18ZM215 17V16H214ZM248 19H247V18ZM18 18H19V16H18ZM201 18H204V17H201ZM209 18H211V17H209ZM246 18V19H245ZM34 19L36 20V18L34 17ZM33 19V20H34ZM46 19V18H45ZM56 19H57V17H56ZM69 19H71V18H69ZM83 19V18H82ZM96 19V18H95ZM99 19V18H98ZM245 19V20H244ZM33 20H32V22H33ZM43 20V19H42ZM51 20V19H50ZM111 20V19H110ZM141 20H143V19H141ZM212 20V19H211ZM41 21V22H40ZM39 22H40V24H39ZM58 22L56 23V24H58ZM87 22V21H86ZM142 22V21H141ZM146 22V21H145ZM144 22V20H143V23H145ZM153 22V21H152ZM37 23V24H36ZM16 24H19V26H20V28H21V30H19L20 32H17L18 30H17V27L16 28H14L15 26H16ZM56 24L54 23L53 25H55V28L54 29H57L56 28ZM86 24V23H85ZM94 24V23H93ZM164 24H166V23H164ZM164 24H163V26H164ZM37 25V26H36ZM47 25H49V26H47ZM68 25V24H67ZM89 25V24H88ZM90 25L92 26V23H90ZM89 25V26H90ZM7 28H6V27ZM19 26H18V28H19ZM66 26V25H65ZM89 26H86V27H88L89 28ZM90 26V28H92ZM154 26H156V25H154ZM162 26V25H161ZM167 26H169V25H167ZM35 27V28H34ZM53 27L54 26H52L51 27V29H53ZM86 27H84L85 29H86ZM19 28V29H20ZM74 28H75V26H74ZM83 28V29H84ZM87 28V29H88ZM89 28V29H90ZM160 28L161 27H159L158 28V30L160 31ZM33 29H34V31H33ZM50 29V30H51ZM59 29V28H58ZM72 29V28H71ZM70 29V30H71ZM86 29V30H87ZM156 29L157 28H155V30L154 31H156ZM167 29H169V27H167ZM30 30H32L31 32H30ZM60 30V29H59ZM58 30V31H59ZM65 30V29H64ZM27 31V32H28ZM44 31V32H45ZM91 31V30H90ZM138 31V30H137ZM151 31V30H150ZM154 31H153V33H154ZM158 31V32H159ZM169 31H170V34H169ZM25 33V34H27L28 35V33ZM54 32V31H53ZM61 32H63V31H61ZM60 32V33H61ZM47 33V32H46ZM152 33V32H151ZM150 33V35H151V37H152V34ZM162 33V34H163ZM20 34V35H21ZM32 34V33H31ZM38 34V33H37ZM42 34V33H41ZM40 34V35H41ZM50 34V33H49ZM131 34V33H130ZM155 34V33H154ZM43 35V34H42ZM150 35H147V39L149 38L150 40H151V38L149 37ZM164 35V36H165ZM57 35H55V37H56ZM96 36V35H95ZM136 33H135V35H133L132 34V36H131V38L128 36V37H126V39L125 40H128V42L126 43V44H129L130 42H133L132 40H134V38H136ZM155 35H153V37H154ZM170 36V37H169ZM30 37V36H29ZM34 37V36H33ZM58 37V36H57ZM86 37V36H85ZM90 37V36H89ZM124 37V38H125ZM161 37H162V35H161ZM76 38V37H75ZM87 38V37H86ZM98 38V37H97ZM155 39H156V37H154ZM29 40L31 39L32 40V38L30 37V38H28ZM123 39V38H122ZM137 39V38H136ZM30 40V41H31ZM100 40V39H99ZM153 40V39H152ZM152 40H151V43L152 44H154L153 42H152ZM165 40V39H164ZM168 40V41H169ZM71 41V40H70ZM85 41V40H84ZM86 41H87V39H86ZM137 41V40H136ZM139 41V40H138ZM158 40L156 39V44L158 43L157 42ZM69 42V41H68ZM161 43L160 44H162V41H160ZM164 42V41H163ZM4 43H7V42H4ZM4 43H2V44H4ZM28 43H29V41H28ZM116 43H118V41L116 42ZM116 43H115V45H116ZM2 44H0V47H1V45ZM32 44H34L33 43V41H32ZM65 44V43H64ZM136 44V43H135ZM6 45V44H5ZM28 45H30V43L28 44ZM71 45V44H70ZM118 45V44H117ZM150 45V44H149ZM157 45H159V44H157ZM156 45V46H157ZM162 45H164L165 46V44H162ZM73 46H75V43L73 44ZM88 46V45H87ZM94 46V45H93ZM135 46V45H134ZM138 46V45H137ZM146 46V45H145ZM155 47V45H152V47ZM163 46V47H164ZM166 46H167V44H166ZM31 47V46H30ZM33 47V46H32ZM35 47V46H34ZM70 47H72V46H70ZM98 47V46H97ZM149 47H151V45L149 46ZM161 47V46H160ZM178 47V48H177ZM2 48V47H1ZM7 48V47H6ZM77 48V47H76ZM81 48V47H80ZM95 48V47H94ZM113 48V47H112ZM124 49H126L127 50V48H128V46L127 45H124V47H123ZM130 48V47H129ZM136 48V47H135ZM142 48V47H141ZM167 48V49H166ZM168 48H169V46L168 47H165V49H166V51H168L169 52V50H168ZM36 49V48H35ZM34 49V50H35ZM68 49V48H67ZM66 49V50H67ZM74 49V48H73ZM108 49V48H107ZM111 49V48H110ZM143 49V48H142ZM150 49V48H149ZM160 49H162V48H160ZM4 50V49H3ZM57 50V49H56ZM62 50V49H61ZM72 50V49H71ZM82 50V49H81ZM94 50V49H93ZM104 50V49H103ZM54 51V50H53ZM59 51V50H58ZM78 51V50H77ZM100 51V50H99ZM160 51V50H159ZM175 51H177V52H175ZM4 52V51H3ZM68 52V51H67ZM119 52V51H118ZM84 53V52H83ZM88 53V52H87ZM100 53V52H99ZM98 53V54H99ZM112 53V52H111ZM129 53V52H128ZM1 54H3V53H0V56H1ZM81 54V53H80ZM147 54V53H146ZM170 54H171V52H170ZM6 55V54H5ZM122 55V54H121ZM71 56V55H70ZM89 56V55H88ZM103 56V55H102ZM124 56V55H123ZM137 56V55H136ZM140 56L141 55H139V58H140ZM171 56V55H170ZM24 57V56H23ZM127 57V56H126ZM142 57V56H141ZM172 57V56H171ZM73 58V57H72ZM104 58V57H103ZM112 58V57H111ZM119 58V57H118ZM121 58H122V56H121ZM124 58V57H123ZM139 58H137L136 59V61L138 62V59ZM11 59V58H10ZM47 59V58H46ZM54 59V58H53ZM68 59V58H67ZM75 59V58H74ZM8 60V59H7ZM48 60H49V58H48ZM125 60H127L126 58L124 59V61ZM9 61V60H8ZM56 61V60H55ZM103 61V60H102ZM110 61H111V59H110ZM11 62V61H10ZM22 62H23V60H22ZM25 62V61H24ZM74 62H76V60L74 61ZM73 62V63H74ZM127 62V61H126ZM134 62V61H133ZM146 62H148V61H146ZM9 63V62H8ZM7 63V64H8ZM13 63V62H12ZM16 63V62H15ZM45 63H46V61H45ZM54 63V62H53ZM109 63V62H108ZM112 63V62H111ZM110 63V64H111ZM118 63V62H117ZM124 64H123V68H125V69H127V64L128 63H126V65H125V62H123ZM259 63V66H256L257 67V71L259 70L258 69V67H264V65H262V64H260ZM17 64H19V63H17ZM50 64H51V62H50ZM109 64V65H110ZM120 64H122V62L120 63ZM132 64V63H131ZM165 64V63H164ZM166 64H168V63H166ZM10 65V64H9ZM8 65V66H9ZM43 65V64H42ZM108 65V66H109ZM126 67H125V66ZM128 65H130V64H128ZM144 65H145V62H144ZM143 65V66H144ZM251 65H252V67H251ZM10 66H12V65H10ZM13 66H14V64H13ZM116 67L118 66L117 64L115 65ZM114 66V67H115ZM121 66V65H120ZM103 67V66H102ZM112 67V66H111ZM117 68V69H123V68ZM136 67V66H135ZM142 67V66H141ZM165 67V66H164ZM12 68V67H11ZM16 67H14L13 69H15ZM79 68V67H78ZM108 68H110V67H108ZM167 68H169V67H167ZM241 68H243V69H241ZM58 69V68H57ZM106 69V68H105ZM125 69H123V70H125ZM153 69V67H151V69L150 70H152ZM241 69V70H240ZM249 69V70H248ZM11 70V69H10ZM60 70H62L61 68H60ZM72 70V69H71ZM79 70V69H78ZM77 70V71H78ZM122 70V71H123ZM133 69H132V67L131 66H128V71H132ZM64 71V70H63ZM232 71V72H231ZM242 71V72H243ZM2 72V71H1ZM46 72V71H45ZM66 72V71H65ZM127 72V71H126ZM156 72V73H155ZM163 72V73H164ZM50 74V76H49V78L52 76V73L51 72H49ZM61 73V72H60ZM162 73V72H161ZM163 73H162V75H163ZM169 73V74H168ZM233 73V74H232ZM235 73V74H234ZM248 73H246V74H248ZM257 73H260L259 71L258 72H256V73H254V74H257ZM262 73V72H261ZM96 74V73H95ZM128 74H130V73H128ZM144 74V73H143ZM242 74H244V73H242ZM242 74H240L241 75V77H243V75ZM253 74V73H252ZM253 74V75H254ZM57 75H58V73H57ZM76 75V74H75ZM94 75V74H93ZM120 75V74H119ZM245 75V74H244ZM253 75H250V76H253ZM262 75H264V74H262ZM91 76V75H90ZM97 76V75H96ZM195 76V77H194ZM216 76H218L217 78H216ZM246 76V75H245ZM27 77V76H26ZM38 77V76H37ZM58 77H59V75H58ZM82 77V76H81ZM121 77V76H120ZM126 77V76H125ZM164 77V78H165ZM168 77V78H167ZM227 77V78H226ZM228 77L230 78V80H232V82L231 81H228ZM241 77H238V78H240V80L239 81H241ZM22 78V77H21ZM40 78V80H41V77H39ZM73 77H71V79H72ZM75 78V77H74ZM209 78V79H208ZM216 78V79H215ZM231 78H233V79H231ZM248 78L250 79V77L248 76ZM253 78H256V77H253ZM257 78H261V77H257ZM1 79V78H0ZM38 79V78H37ZM46 79H48V78H46ZM65 79V78H64ZM78 79V78H77ZM76 78H75V80H77ZM94 79V78H93ZM98 79V78H97ZM235 79V80H234ZM7 80V79H6ZM17 80V79H16ZM27 80H28V78H27ZM31 80V79H30ZM29 80V81H30ZM50 80H51V78H50ZM54 80V79H53ZM243 80V79H242ZM251 80V79H250ZM260 82H261V80H263V79H258ZM3 81H5V80H1L0 81V83H4ZM18 81V80H17ZM16 81V82H17ZM45 81V80H44ZM42 82L43 84L44 83H46V82ZM47 81V80H46ZM49 81V80H48ZM72 81V80H71ZM71 81H67L68 83L70 82L71 83ZM78 81V80H77ZM76 81V82H77ZM81 81V80H80ZM87 81V80H86ZM89 81V80H88ZM127 81H129V82H127ZM173 81V82H172ZM196 81H198V83H196ZM211 81V82H212ZM233 81H235L234 83H236L235 85H234V87H233ZM252 81V80H251ZM251 81L248 83V84H250L251 83ZM257 81V80H256ZM14 82V81H13ZM28 82V81H27ZM41 82V81H40ZM51 82V81H50ZM55 82H57V80H55ZM62 82V81H61ZM73 82H75L74 81V79H73V81H72V83ZM93 82V81H92ZM102 82H103V80H102ZM122 82L123 81H121V84H122ZM159 82H160V84L162 83H167L170 87H176V89H177V85H179L180 84V86H179V88L177 89V91H175V92H177V93H174V94H172V95H170L169 96V94H170V91L169 90H167V91H169V94H167V91L166 90H160L159 88L161 87V85L159 84ZM209 82V81H208ZM227 82V83H226ZM229 82V83H228ZM230 82H231V86H232V88H235L236 89V92L238 91V93H236L235 92V90L233 89V93L235 92L236 93V95L237 96H239L240 95V93L243 95V97H240V96H242V95H240L237 99H239V100H236L235 98L237 97V96H234L235 94H231L230 92H232V88H230ZM243 82V81H242ZM241 82V83H242ZM253 82H254V80H253ZM260 82H259V85H260ZM19 83H20V81H19ZM18 82H17V84H19ZM39 84L40 85V88H41V86H43V84ZM54 83V82H53ZM60 83V82H59ZM81 82H79V83H77V84H80ZM83 84L85 83V82H82ZM81 83V84H82ZM99 83V82H98ZM203 83V84H204ZM213 83V82H212ZM233 83V84H232ZM240 83V84H241ZM255 83V84H254ZM253 83V85L254 86H256V82H254ZM264 83V82H263ZM263 83H261V84H263ZM21 84V83H20ZM58 84V83H57ZM56 83H55V85L56 86H58V88H59V85H61V84H59V85H57ZM76 83H75V85H74V83H73V86L72 87H74V86H76L77 85ZM87 84H89L88 82H87ZM120 84V83H119ZM120 84V85H121ZM227 84H229V86L227 85ZM238 84H239V82H238ZM247 84V83H246ZM8 85V84H7ZM11 85H12V82H11ZM10 85V86H11ZM16 85V84H15ZM48 85V84H47ZM54 84H52L51 85V87H53V89H55V88H57L56 86L54 87L53 86ZM63 85V84H62ZM64 85H66L65 87H67V83L66 84H64ZM90 85H92V84H90ZM89 85V86H90ZM100 85H101V83H100ZM108 85V84H107ZM119 85V86H120ZM124 85V84H123ZM122 85V86H123ZM211 86V88L210 87H208V86ZM218 85V86H217ZM5 86H6V83H5ZM10 86H8L7 88H9ZM38 86V85H37ZM44 86H46V84L44 85ZM68 86H69V84H68ZM70 86V87H71ZM85 85H83V87H84ZM88 86V87H89ZM95 86H97V84L95 85ZM103 86V85H102ZM102 86H101V88H102ZM128 86V87H127ZM167 86V85H166ZM190 86V87H189ZM195 86H193L194 88H195ZM237 88H236V87ZM239 86V87H238ZM241 86H243V83H242V85ZM244 86H246V85H244ZM254 86L253 87H251V90H252V88H254ZM13 87H14V85H13ZM17 87V86H16ZM23 87V86H22ZM49 87V86H48ZM50 87V88H51ZM63 87L64 86H62L61 88H62V90H63ZM65 87H64V89H65ZM70 87H67L68 89L70 88ZM71 87V88H72ZM79 87V86H78ZM78 87H77V89H78ZM80 87H81V85H80ZM87 87V86H86ZM163 87H165L164 85H163ZM170 87H167L168 89L170 88ZM192 87V88H193ZM204 87V88H203ZM210 88L209 90H208V88ZM256 87H259V86H256ZM261 87V86H260ZM263 87H264V85H263ZM262 87V88H263ZM2 88V86L0 87V89ZM25 88V87H24ZM70 88V89H71ZM100 88V87H99ZM110 88H111V86H110ZM166 88V89H167ZM193 88V89H194ZM207 88V89H206ZM3 89V88H2ZM1 89V90H2ZM18 89V88H17ZM21 89V88H20ZM19 89V90H20ZM39 89V88H38ZM68 89H67V92H68ZM70 89H69V91H70ZM73 89V88H72ZM75 89H76V87H75ZM75 89H73V90H75ZM81 89V88H80ZM105 89V88H104ZM161 89H162V87H161ZM163 89H165V88H163ZM172 89H174V88H172ZM190 89V90H189ZM256 89V88H255ZM259 89V88H258ZM0 90V91H1ZM12 90H13V88H12ZM16 90V89H15ZM13 91L14 92V94H15V96L17 95V93L18 92H16V91ZM23 90H25V89H23ZM47 90H49V89H47ZM51 90V89H50ZM61 90V89H60ZM73 90H71V91H73ZM81 90H83V89H81ZM80 90V91H81ZM88 90V91H87ZM120 90V89H119ZM122 90V89H121ZM120 90V91H121ZM178 90H180V91H178ZM188 90V91H187ZM243 90V89H242ZM5 92H2V95H1V92H0V96H3V94L4 93H6V89L4 90ZM18 91V90H17ZM21 91H22V89H21ZM58 91H59V89H58ZM64 91V90H63ZM79 90H77V91H75V93H73V94H75L76 95V92L80 95V94H83V92L82 93H79L78 92ZM110 91V92H111ZM123 91V90H122ZM163 91H166V93H164ZM174 91V90H173ZM183 91H187L186 93H187V95H185L187 98H185V96L184 95H182V93H185V92H183ZM256 91H259V93L260 92H262L261 90H256ZM13 92H11V93H13ZM44 92H46V91H44ZM53 92V91H52ZM55 92V91H54ZM60 92V91H59ZM179 92V93H178ZM206 92V93H207ZM56 93V92H55ZM72 93V92H71ZM99 93H103V94H99ZM120 93H122V96H120L119 94ZM185 93V94H186ZM189 93V94H190ZM243 93H245V92H243ZM253 93H255V92H253ZM258 93V94H259ZM8 94V93H7ZM31 94V93H30ZM77 94V95H78ZM179 94H181V95H179ZM194 94H195V96H194ZM252 94V93H251ZM262 94V93H261ZM58 95V94H57ZM63 95V94H62ZM64 95H65V93H64ZM67 95V97H68V95H69V93H67L66 94ZM66 95H65V98L67 99V97H66ZM74 95V96H75ZM108 95H110L109 93H108ZM175 95V96H174ZM14 96V95H13ZM18 96V95H17ZM53 96V95H52ZM81 96V95H80ZM102 96V98H100ZM170 97V100L171 101H167L165 98H167V97ZM200 96V95H199ZM207 96V95H206ZM245 96H246V94H245ZM261 96V95H260ZM7 97H9V96H7ZM59 97V96H58ZM64 97V96H63ZM71 97H73V95H71ZM75 97H79V96H75ZM112 97V98H111ZM122 97V98H121ZM180 97V98H181ZM217 97V98H216ZM220 97H224L223 99H221V101H220ZM234 97V98H233ZM252 97H253V95H252ZM30 98V97H29ZM81 98V97H80ZM100 98V99H99ZM111 98V99H110ZM194 98V99H195ZM246 98V97H245ZM250 98H251V96H250ZM255 98V97H254ZM253 98V99H254ZM262 98V97H261ZM10 99V98H9ZM32 99V98H31ZM36 99V98H35ZM74 99V98H73ZM78 99V98H77ZM83 99V98H82ZM195 99V101H197ZM204 99H206V98H204ZM233 99H235L236 101L234 102V100ZM252 99V101H255V99L253 100ZM256 99H257V97H256ZM7 100H8V98H7ZM53 100V99H52ZM51 100V101H52ZM70 100V99H69ZM84 100V99H83ZM166 100V101H165ZM200 100V101H199ZM230 100H233V104L231 105V101ZM250 100V99H249ZM50 101V100H49ZM72 101H74V100H72ZM72 101H70V102H72ZM77 101V100H76ZM78 101H79V99H78ZM82 101V100H81ZM101 101V102H100ZM168 102V104H166L165 102ZM244 101H245V99H244ZM4 102H6V101H4ZM85 102V101H84ZM184 102H185V100H183V104H184ZM185 102V103H186ZM190 102H194V100L193 101H190ZM241 102L242 101H240L239 102V104H237L236 103V105H239V106H242L241 105ZM52 103V102H51ZM75 103H79V102H74V104ZM81 103H83V102H81ZM99 103H101V105L99 104ZM169 103H171V105H173V106H169L170 104ZM181 103V102H180ZM179 103V104H180ZM195 104H196V102H194ZM251 103H253V102H251ZM14 104V103H13ZM73 104V103H72ZM88 105L89 103L88 102H86L85 103V105ZM190 104V103H189ZM249 104V103H248ZM79 105V104H78ZM81 105V104H80ZM79 105V106H80ZM84 105V103H83V107H81L82 109L85 107V108H87V106H85ZM184 105H187V107H188V103L187 104H184ZM209 105V106H208ZM246 105V104H245ZM68 106V105H67ZM74 106V105H73ZM72 106V107H73ZM77 106V105H76ZM76 106H74V107H76ZM78 106V107H79ZM190 106V105H189ZM191 106H193L192 104H191ZM235 106V105H234ZM249 106V105H248ZM254 106V105H253ZM258 106V105H257ZM6 107V106H5ZM77 107V108H78ZM182 107H183V105H182ZM181 107V108H182ZM209 107H211V109L209 108ZM244 107V106H243ZM8 108V107H7ZM33 108V107H32ZM81 108H78L79 110L81 109ZM84 108V109H85ZM88 108H90V104L88 105ZM87 108V109H88ZM190 109H191V107H189ZM188 108V109H189ZM193 108V107H192ZM234 108V107H233ZM240 108V107H239ZM239 108H238V106H237V110H239ZM261 108H263V107H261ZM36 109V108H35ZM81 109V110H82ZM87 109H85V111L87 110ZM91 109V108H90ZM184 110L185 109H187V108H183ZM182 109V111H184ZM235 109V110H236ZM244 109V108H243ZM242 109V110H243ZM245 109H247L248 110V108H245ZM244 109V110H245ZM81 110L79 111V113L81 112ZM171 110H172V112H173V114L171 115ZM234 110V109H233ZM232 110V111H233ZM234 110V111H235ZM236 110V111H237ZM241 110V109H240ZM243 110V111H244ZM246 110V111H247ZM254 110H257V109H254ZM83 111V110H82ZM84 111V112H85ZM89 111V110H88ZM91 111V110H90ZM180 111V112H179ZM185 111H187V110H185ZM246 111H245V114H246ZM248 111H250V110H248ZM247 111V112H248ZM251 111H253V110H251ZM56 112V111H55ZM71 112H72V110H71ZM76 112V111H75ZM83 112V113H84ZM92 112V111H91ZM91 112H85L84 114H88V113H90V114H92ZM179 112V113H178ZM212 112V113H213ZM238 112V111H237ZM237 112H235V113H237ZM240 112V114H241V111H239ZM254 113H256L255 111H253ZM258 112H260L259 110H258ZM257 112V114H258V116L260 115V113H258ZM263 112V110L261 111V113ZM2 113V112H1ZM74 113V112H73ZM176 113V114H175ZM185 113V114H186ZM198 115H197V114ZM223 113V114H224ZM234 112H233V114H235ZM252 113V112H251ZM253 113V114H254ZM15 114V113H14ZM41 114H42V112H41ZM86 114V116H88ZM181 114H184V112L183 113H181ZM230 114H232V113H230ZM230 114H226L225 116H227V118L228 119H233L234 121L237 119V115H236V119H234V117L235 116H228V115H230ZM238 115H239V118L238 119H240V120H244V118L245 117H241L240 116V114L239 113H237ZM244 114V115H245ZM248 114V113H247ZM252 114V115H253ZM6 115V114H5ZM21 115V114H20ZM93 115H90V116H93ZM212 115V116H211ZM242 115H243V113H242ZM250 115V114H249ZM249 115H247V121H249L248 119H250V117H249ZM261 115H263V114H261ZM32 116V115H31ZM45 116V115H44ZM70 116V115H69ZM85 116V117H86ZM174 116V117H173ZM176 116V117H175ZM189 116V115H188ZM214 116V117H213ZM221 116V118L222 117H225V116H222V115H220ZM219 116V117H220ZM246 116V115H245ZM254 116V115H253ZM257 116V115H256ZM257 116V117H258ZM6 117V116H5ZM218 117V118H219ZM255 117V116H254ZM254 117H252V120H254L253 118ZM262 117V116H261ZM20 118V117H19ZM32 118V117H31ZM176 118V119H175ZM221 118H219V119H221ZM263 118V117H262ZM261 118V119H262ZM1 119V118H0ZM181 119V120H180ZM222 119H224V118H222ZM227 119V120H228ZM231 119V120H232ZM258 119H259V117H258ZM261 119H259V120H255V124H256V121L258 122V121H261ZM28 120V119H27ZM41 120V119H40ZM87 120V121H86ZM218 120V119H217ZM225 120V119H224ZM233 120H232V123L234 124V123H236V121L235 122H233ZM239 120V121H240ZM246 120V119H245ZM245 120H244V122H245ZM252 120H251V122H252ZM263 121H264V118L262 119ZM70 121H71V118H70ZM85 121L86 122H88V123H85ZM219 121V120H218ZM217 121V122H218ZM4 122V121H3ZM188 122V121H187ZM193 122H191V123H193ZM213 122H216L215 120L213 121ZM221 122V123H220ZM220 122H218V126H219V128H220V126H223L224 125V123L222 124V121H220ZM238 122V121H237ZM250 122V121H249ZM262 122V121H261ZM261 122H259L260 123V126H262V123ZM59 123V122H58ZM181 123V124H180ZM189 123L190 122H188V125H189ZM190 123V125H192V127H193V124H191ZM211 123V122H210ZM226 123V122H225ZM241 123V122H240ZM252 123H254V121L252 122ZM252 123H250V124H252ZM258 123V124H259ZM198 124V125H197ZM212 124V123H211ZM211 124H208V125H210L211 126ZM217 124V123H216ZM222 124V125H221ZM233 124H231V125H233ZM243 124V122L241 123V125ZM246 124V123H245ZM248 124V123H247ZM246 124V125H247ZM257 124V125H258ZM45 125V124H44ZM47 125V124H46ZM56 125V124H55ZM226 125H228V123L226 124ZM236 125H238L237 123H236ZM241 125H239V126H241ZM257 125H254L255 126V128H260L259 127V125H258V127H256ZM15 126V125H14ZM40 126H43V125H41L40 124ZM48 126V125H47ZM202 125H200V127H201ZM210 126H209V130H210ZM214 126H215V123H214ZM217 126V125H216ZM217 126V127H218ZM234 126V125H233ZM243 126V125H242ZM242 126L241 127H239L240 129L242 128ZM182 127V128H181ZM203 127V126H202ZM206 128H207V125L205 126ZM203 128V129H205V130H207L206 128ZM212 127V126H211ZM216 127V128H217ZM225 126H223L222 127V129L223 130H221L220 131V129H217V130H219L218 131V133L220 132H222V131H226V129L227 128H224ZM228 127H229V125H228ZM232 127V126H231ZM230 127V128H231ZM236 128L238 127V126H235ZM245 126H243V129H245L244 128ZM252 127H253V125H252ZM250 128V127H247V129H250V132L252 131L251 129H253V128ZM263 127H264V124H263ZM262 127V128H263ZM12 128V127H11ZM32 128V127H31ZM45 128V127H44ZM47 128V127H46ZM50 128V127H49ZM50 128V129H51ZM213 128V127H212ZM230 128H228L229 129V131H231L232 130V132H229L228 133V135H226V137L227 136H229V139H231L232 138V136L233 135H231L230 136V133H233L234 131V129H230ZM232 128H234V127H232ZM235 128V129H236ZM238 128V129H239ZM255 128H254V132L252 131V133L253 134H255L256 135V137H257V134H259V133H257L256 134V132H259L262 128H260V129H256L255 130ZM15 129V128H14ZM54 129V130H55ZM185 129V130H184ZM192 129V128H191ZM202 129V128H201ZM201 129H198V131H200ZM225 129V130H224ZM238 129H236V132H237V130ZM239 129V130H240ZM243 129L242 130H240V132H237V133H239L241 136L239 137L240 139L241 138H243V134L241 133V131L242 132H245V133H247V135H250V137L252 136L251 134H249V132L247 131H243ZM246 129V130H247ZM264 129V128H263ZM60 130V131H59ZM204 130V131H205ZM212 130V129H211ZM217 130L215 131H212V132H214V133H217ZM238 130V131H239ZM14 131V130H13ZM37 131V130H36ZM39 130L37 131V132H40ZM202 131V130H201ZM256 131V132H255ZM262 131V130H261ZM16 131H14L13 133H15ZM10 133V135H9V137L11 138V131L9 132ZM8 133V134H9ZM17 133V132H16ZM20 133H22V132H20ZM26 133V132H25ZM30 133V132H29ZM33 133H35V131L33 132ZM187 133V134H186ZM191 133V132H190ZM219 133V134H220ZM227 133V132H226ZM237 133H235V135H237ZM263 134H264V130H263V132H262ZM18 134V133H17ZM17 134H14V135H12L13 136V138H11L10 140H13L14 139V136H16ZM38 134H40V133H38ZM47 134V133H46ZM45 134V135H46ZM209 134V132L206 134V136H205V134L204 135H202V136H205V137H207V135ZM225 133H221L220 134V137L222 138L223 137V135H224ZM262 134V136L264 137V135ZM23 135H25L24 133L23 134H21V136L20 137H22ZM36 135V134H35ZM218 134H216V136H217ZM6 137L2 140V141H4V142H6V139L8 140L9 138H7V136L8 135H5ZM30 136V135H29ZM37 136V135H36ZM53 136V137H52ZM192 136V135H191ZM212 135H210V137H211ZM215 136V137H216ZM259 136H260V134H259ZM259 136H258V138H256L255 136H253V137H255L256 139V143H258L259 141H258V139H259ZM260 137L261 139L263 138V137ZM17 137V136H16ZM19 137V136H18ZM19 137V138H20ZM27 137V135H25V138ZM43 137H45V136H43ZM184 138L185 140H182L181 138ZM205 137H203V138H205ZM214 136H213V138H215ZM218 137V136H217ZM225 137V136H224ZM223 137V138H224ZM225 137V138H226ZM234 137V136H233ZM237 137H238V135H237ZM249 136H247V138H248ZM19 138H15V139H17L18 140V142H22V143H18L16 140H14V141H10V140H8L7 142H8V144L9 145H11L10 147H13V143L15 144L14 146H18V148H20L19 150L22 152V150H24L23 152H25L26 150V148H24L23 147V142H25V140L27 139H25L24 138V136L22 137V139L24 138L25 140H19ZM29 138H31V137H29ZM34 138V139H33ZM200 139H201V136L199 137ZM213 138H212V140H213ZM225 138H224V141H225ZM228 138V137H227ZM188 139V138H187ZM196 140H197V138H195ZM194 139V140H195ZM205 139H208V138H205ZM204 139V140H205ZM217 139V138H216ZM235 139V142H236V136H235V138H233V140ZM238 139V138H237ZM244 139V138H243ZM249 139V138H248ZM1 140V139H0ZM161 140L163 141V142H161ZM203 140V141H204ZM215 140V139H214ZM245 142L247 141L246 140V134H245ZM243 140V141H244ZM249 140H251L250 142H252V138L251 139H249ZM254 140V141H255ZM260 140V139H259ZM86 141V142H85ZM189 141V140H188ZM199 141H201L202 142V140H199ZM198 141V142H199ZM224 141L221 139V141H219L218 140V142H223L224 143ZM231 141V140H230ZM238 141H240V140H237V142ZM241 141H242V139H241ZM240 141V142H241ZM258 141V142H257ZM11 142V143H10ZM41 142L45 145V146H43L42 144H41ZM200 142V143H201ZM208 142V140L207 141H205V142H203V143H207ZM214 143H216L215 145L217 146L219 143L217 142V140H216V142L215 141H213ZM228 143L229 141L228 140H226L225 141V143ZM234 142V141H233ZM234 142V143H235ZM240 142H238L239 144V146L238 145H236V147L238 146V147H240V145H241V143ZM249 142V143H250ZM262 142V143H261ZM264 142V138H263V140H261L259 143L260 144H264L263 143ZM1 143H3V142H1ZM0 143V144H1ZM16 143H18V144H20L21 146L19 147V145L18 144H16ZM38 143H40V144H38ZM191 143V142H190ZM192 143L191 144H188L189 146V148H190V146L192 147ZM195 143V142H194ZM212 143V142H211ZM214 143H212V145L214 144ZM218 143V144H217ZM223 143L221 144V145H223ZM243 143V142H242ZM247 143H248V141H247ZM253 143V142H252ZM252 143H250L251 145H252ZM258 143V144H259ZM7 143H3V144H1V145H7V146H5L6 148H10V147H8L9 145H8ZM24 144H26V142L24 143ZM48 144V145H47ZM182 144V145H181ZM210 144V143H209ZM231 144H232V142H231ZM236 144V143H235ZM245 144V143H244ZM198 145V143H196V145H193V147H196ZM199 145H201V144H199ZM220 145V144H219ZM221 145H220V147L219 148H217L216 150H215V148H216V146L215 147H212L215 151H217L218 149H220L221 148ZM225 146H226V144H224ZM223 145V146H224ZM227 145H230V142H229V144H227ZM247 145V144H246ZM17 146H16V150L18 149L17 148ZM28 146V145H27ZM26 146V147H27ZM42 146H43V148H42ZM180 146H182L181 148H179ZM187 146V145H186ZM185 146V147H186ZM202 146H204V145H202ZM208 146V145H207ZM214 146V145H213ZM234 146V145H233ZM232 146V147H233ZM250 146V145H249ZM248 146V147H249ZM4 149H6L4 146H2ZM31 148H35V147H32V146H30ZM185 147L181 150V151H183V150H185ZM188 147H187V151H188ZM210 147V148H211ZM231 147V146H230ZM232 147H231V149H232ZM235 147V146H234ZM242 147H244V146H242ZM252 147V146H251ZM260 147H261V145H260ZM259 147V148H260ZM15 148V147H14ZM30 148V150H33V149H31ZM207 148V147H206ZM211 148V149H212ZM224 147H222L221 149H223ZM225 148H227V146L225 147ZM224 148V149H225ZM244 148H247V146L246 147H244ZM243 148V149H244ZM250 148V147H249ZM248 148V149H249ZM192 149V148H191ZM204 149H205V146H204ZM208 149V148H207ZM206 149V150H207ZM211 149H209L210 150V152L212 151ZM220 149V150H221ZM223 149V150H224ZM229 149V148H228ZM228 149H225L224 150V152L225 151H227ZM231 149H230V152H231ZM242 149V150H243ZM256 149H258V148H256ZM261 149H263V148H261ZM261 149H259L261 152H262V150ZM1 150V149H0ZM16 150H14L13 152L14 153H16ZM28 150L29 149H27V152H28ZM30 150H29V152H30ZM41 150V151H40ZM80 150H81V148H80ZM193 150V149H192ZM189 151V152H193V151ZM223 150H221V152L223 151ZM232 150H234V149H232ZM236 150V149H235ZM234 150V151H235ZM238 150H239V152H240V149L238 148ZM241 150V151H242ZM245 150V149H244ZM255 150V149H254ZM40 151V153H38ZM85 151V150H84ZM83 151V152H84ZM186 151V150H185ZM199 152L200 151H202V147H201V149L200 150H198ZM249 151V150H248ZM247 151V152H248ZM18 152V151H17ZM21 152H20V154H21ZM32 152V151H31ZM30 152V153H31ZM36 152V153H35ZM62 152V153H61ZM90 152V153H91ZM151 152V153H152ZM184 152V151H183ZM195 152L196 151H194L193 152V154H195ZM209 152V153H210ZM214 152V151H213ZM220 151L218 150V153H219ZM233 152V151H232ZM231 152V153H232ZM13 153V154H14ZM61 153V154H60ZM71 153V152H70ZM77 153H78V149H77ZM76 153V154H77ZM80 153V152H79ZM89 153V152H88ZM92 153L90 154V155H92ZM152 153V154H153ZM204 153H206L205 154V156L207 155V152H204ZM235 153L236 154H239V153H237V151H235ZM234 153V154H235ZM244 153H246L245 151H244ZM244 153H243V155H244ZM249 153H251V156H252V152L250 151ZM18 154H19V152L16 154L17 156H18ZM19 154V155H20ZM29 154V153H28ZM32 154V153H31ZM27 155L28 156V158L30 157V156H34V154H32V155ZM51 154H55V155H52V156H49V155H51ZM65 154V155H66ZM75 154V155H76ZM176 154V155H175ZM174 154V156H177L178 154L177 153H175ZM184 153H182V155H183ZM186 154L188 155V153L187 152H185V155L184 156H186ZM190 154V153H189ZM196 154H197V152H196ZM200 154L203 156V157H205L204 156V154H203V151H202V153L200 152ZM199 154V155H200ZM214 154V153H213ZM217 152H215V155L214 156H211L212 158L210 159L211 160V163L213 164V160L215 161L216 159H218V157L220 156V154H217ZM222 154L224 155V153L222 152ZM227 153H225V155H226ZM233 154V153H232ZM257 154H260V153H257ZM256 154V155H257ZM15 155V154H14ZM16 155H15V158H16ZM64 155V156H65ZM73 155V154H72ZM71 155V156H72ZM82 155V154H81ZM88 155V154H87ZM94 155V154H93ZM119 155H117L118 157H119ZM169 155H166V158H169V157H171V156H169ZM191 155V154H190ZM198 155V156H199ZM211 155H212V153H211ZM227 155H230L229 154V151H228V154ZM226 155V159L224 160L221 156V158L223 159V161H224V163H225V161L226 162H229L228 161V158L227 157H230V156H227ZM246 155H248V154H246ZM262 155H264V151H263V153H262ZM262 155L260 156V157H262ZM13 155H11V157H12ZM25 156V155H24ZM32 156V157H33ZM69 156V155H68ZM71 156H69V158H71ZM74 156V155H73ZM72 156V157H73ZM76 156H78V155H76ZM97 156V155H96ZM100 156V155H99ZM122 156V157H123ZM133 156V157H132ZM157 156V155H156ZM159 156V155H158ZM167 156H169V157H167ZM179 156V155H178ZM178 156H177V159H176V161L178 160ZM192 156V155H191ZM191 156L189 157L190 159L189 160H191ZM210 157V155L208 154L207 155V157ZM216 156H218V157H216ZM242 156V155H241ZM249 156V155H248ZM253 156L255 157V158H253ZM252 156V158L250 157V158H247L246 156V158L244 159V160H247V159H252L251 160V162H254V159H255V161H256V156H255V154ZM258 156V155H257ZM0 157H2V156H0ZM32 157H30L29 159H31ZM35 157V156H34ZM46 157L48 158V160L50 161H48V160H45L46 159ZM59 156H57V158H58ZM61 157V156H60ZM89 157V156H88ZM92 157V156H91ZM108 157V156H107ZM110 157V156H109ZM114 157V156H113ZM112 157V158H113ZM117 157V158H118ZM141 157V158H140ZM149 157V156H148ZM147 157V158H148ZM161 157V156H160ZM200 157V156H199ZM199 157H197L198 159H199ZM206 157V158H207ZM213 157H215V158H213ZM259 157V158H260ZM4 158V159H3ZM2 159L3 160H5L6 161V158L5 157H3ZM55 159H56V157H54ZM53 158V159H54ZM65 158V157H64ZM68 158V157H67ZM83 158V157H82ZM86 158H87V156H86ZM96 158V157H95ZM133 158V159H132ZM140 158V159H139ZM174 158V160H175V158L176 157H173ZM188 158V157H187ZM187 158H185V159H187ZM201 158V157H200ZM205 158V159H206ZM221 158H219V159H221ZM258 158V159H259ZM17 159H18V157H17ZM24 159H25V157H24ZM28 159V160H29ZM59 159V158H58ZM63 159V158H62ZM72 159V158H71ZM92 159V158H91ZM104 159H105V157H104ZM103 159V161H104V163H105V160ZM136 159V158H135ZM160 159V158H159ZM159 159H158V161H159ZM179 159H180V157H179ZM182 159V158H181ZM196 159V158H195ZM218 159V164H219V161H221V160H219ZM232 159V158H231ZM230 159V160H231ZM260 159H263V158H260ZM1 160V159H0ZM11 160V159H10ZM22 160H23V158H22ZM21 160V161H22ZM34 160V159H33ZM66 160V159H65ZM83 160V159H82ZM87 160V159H86ZM97 160V159H96ZM99 160H100V158H99ZM118 160V159H117ZM137 160V159H136ZM143 160H146V159H143ZM157 160V159H156ZM170 160V159H169ZM169 160H167V161H169ZM172 160V159H171ZM183 160V159H182ZM181 160V161H182ZM201 162H203V161H205L203 158H201ZM207 160H208V158H207ZM209 160V161H210ZM233 160V159H232ZM234 160H235V158H234ZM248 160V161H249ZM34 161H36V162H38V159L36 160H34ZM39 161H40V159H39ZM54 161H56V160H54ZM77 161V160H76ZM80 161V160H79ZM92 161V160H91ZM122 161V160H121ZM141 161V160H140ZM139 161V162H140ZM147 161H148V159H147ZM147 161H145L144 163L141 161V163H143L144 165L146 164V162ZM165 161H166V159H165ZM166 161V162H167ZM184 161V160H183ZM188 161V160H187ZM192 161V160H191ZM193 161H196V160H193ZM192 161V162H193ZM208 161V162H209ZM236 161V160H235ZM235 161H233V162H235ZM247 161V162H248ZM261 162H262V160H260ZM260 161H259V163H260ZM1 162V161H0ZM26 161H24V163H25ZM32 162V161H31ZM31 162H30V164H31ZM42 162V161H41ZM41 162H39V163H41ZM49 162V163H48ZM53 162V161H52ZM58 162H59V160H58ZM67 162H68V164H69V162L70 161H68V159H67ZM74 162V161H73ZM88 162V161H87ZM95 161H93L92 163H94ZM97 162V161H96ZM118 161H116V163H117ZM179 162V161H178ZM198 162V164H199V160L197 161ZM197 162H195L196 164H197ZM200 162V163H201ZM207 162V163H208ZM222 162V161H221ZM231 162V161H230ZM250 162V161H249ZM249 162H248V164H249ZM250 162V163H251ZM4 163V162H3ZM22 163V162H21ZM43 163V162H42ZM54 163V162H53ZM66 163V162H65ZM100 163V162H99ZM102 163V162H101ZM123 163V162H122ZM150 163H152V162H150ZM150 163L148 164V165H146V166H149L150 165ZM171 162L169 161V164H170ZM191 163V162H190ZM189 163V164H190ZM195 163H193V164H195ZM239 163V162H238ZM245 163H246V161H245ZM257 163V162H256ZM14 164V163H13ZM12 164V165H13ZM18 164H20L19 163V161H18ZM29 164V163H28ZM55 164V163H54ZM58 164V163H57ZM56 164V165H57ZM72 164V163H71ZM75 164H76V162H75ZM81 164H82V161H81ZM86 164V163H85ZM87 164H89V162L87 163ZM106 164V163H105ZM130 164V163H129ZM139 164V166H140V163H138ZM164 164V163H163ZM167 164H168V162H167ZM176 164V163H175ZM180 164V163H179ZM187 164H188V162H187ZM192 164V163H191ZM191 164H190V168H191ZM203 164V163H202ZM204 164H205V162H204ZM208 164H210V163H208ZM211 164V165H212ZM214 164L216 165L215 167H218L217 165L218 164H216L215 162H214ZM213 164V165H214ZM221 164H223V163H221ZM221 164H220V166H221ZM252 165H255V164H253V163H251ZM3 165V164H2ZM21 165V164H20ZM25 165V164H24ZM58 165H60V164H58ZM62 165H63V163H62ZM61 165V166H62ZM78 166H79V164H77ZM90 165H91V163H90ZM102 165V164H101ZM100 165V166H101ZM117 165V164H116ZM128 165V164H127ZM178 165V164H177ZM201 165V164H200ZM200 165H198L199 167H200ZM212 165V166H213ZM225 164H223V166L222 167H224V168H222L223 170L224 169H226L225 168V166H224ZM246 165V164H245ZM261 165H262V168H260L261 167ZM260 166H258L260 169H263L264 170V168H263V165H264V161H263V163L261 164ZM5 166V165H4ZM8 166H9V164H8ZM8 166H7V168H8ZM11 166V165H10ZM30 166V165H29ZM33 166V165H32ZM122 166V165H121ZM133 166H134V163H133ZM142 164H141V168H142ZM159 166V165H158ZM163 166H165V165H163ZM162 166V167H163ZM185 166V165H184ZM193 166V165H192ZM195 166V165H194ZM206 166H208L207 164H206ZM212 166H209L208 168L210 169V167H212ZM235 166V165H234ZM13 167H14V165H13ZM13 167H11V168H13ZM41 167V166H40ZM49 167V166H48ZM57 167V166H56ZM58 167H60V166H58ZM70 167V166H69ZM115 167V166H114ZM127 167H129V166H127ZM130 167H132V166H130ZM157 167V166H156ZM175 167H177V166H175ZM196 167V166H195ZM205 167V166H204ZM203 167V168H204ZM237 167H238V165H237ZM249 167H250V165H249ZM254 167H256V166H254ZM253 167V168H254ZM257 167V168H258ZM0 168H2V167H0ZM6 168V166H5V168L4 169H7ZM39 167H37V169H38ZM54 168V167H53ZM52 168V169H53ZM62 168H64V167H62ZM67 168H68V166H67ZM67 168H65V171L67 170ZM71 168H74V165H73V167H71ZM78 168V167H77ZM81 168V167H80ZM89 168V167H88ZM134 168V167H133ZM140 167L138 168V169H141ZM145 168H147V167H145ZM144 168V169H145ZM151 168H153V167H151ZM165 168H166V166H165ZM167 168H168V166H167ZM178 168V167H177ZM189 168V169H190ZM196 168H198V167H196ZM200 168H202V167H200ZM199 168V169H200ZM207 167H205V169H206ZM208 168L206 169V170H208ZM220 168V167H219ZM219 168H218V170H219ZM239 168V167H238ZM246 168V167H245ZM257 168H256V171H257ZM4 169L2 170V172H4ZM13 169H16V168H13ZM23 169V168H22ZM30 169H32V168H30ZM33 169H35L36 170V168H33ZM32 169V170H33ZM50 169V168H49ZM93 169V168H92ZM111 169H112V167H111ZM114 169V168H113ZM118 169V168H117ZM116 169V170H117ZM120 169V168H119ZM125 169V168H124ZM135 169H137V168H134V171H135ZM159 169V168H158ZM162 169H164V168H162ZM182 169V168H181ZM188 169V170H189ZM213 169H215V168H213ZM260 169L258 170L259 172H260ZM10 170H12V169H9V171ZM26 170L28 171V169H27V167H26ZM26 170H25V172H26ZM39 170V169H38ZM43 170H45V169H43ZM56 170H58V169H56ZM59 170H60V168H59ZM58 170V171H59ZM74 170H75V168H74ZM88 170V169H87ZM94 170V169H93ZM103 170H104V168H103ZM121 170V169H120ZM126 170V169H125ZM142 170V169H141ZM141 170H139V171H141ZM148 170H150V168H148ZM154 170V169H153ZM166 170H168V169H166ZM175 170H176V168H175ZM204 169H202L201 171H203ZM211 170H212V168H211ZM211 170H209V172L211 173ZM215 170H217V168L215 169ZM221 170V169H220ZM220 170H219V172H220ZM222 170V171H223ZM233 170V169H232ZM242 170H244V169H242ZM242 170H240V171H242ZM247 170H248V168H247ZM253 170H255V169H253ZM263 170H261V171H263ZM9 171H7L8 172V174L10 173ZM42 171V170H41ZM50 171H53V170H50ZM61 171V170H60ZM59 171V172H60ZM68 171H69V169H68ZM71 171V170H70ZM69 171V172H70ZM76 171V170H75ZM82 171V170H81ZM80 171V172H81ZM118 171V170H117ZM116 171V172H117ZM124 171V170H123ZM127 171H131V170H129V168H127ZM158 171V170H157ZM157 171H156V174H158L157 173ZM165 171V170H164ZM164 171H160V174H161V172H164ZM170 171V170H169ZM177 173L180 175V173H179V170L177 169ZM192 171V170H191ZM196 171H198L197 169L194 171V172H196ZM200 170H199V172H201ZM213 171L214 170H212V173H211V175H210V173L208 172V173H206V174H208V175H210V177L212 176V174H213ZM226 171V170H225ZM225 171H223V172H225ZM237 171H239L238 169H237ZM239 171V172H240ZM14 172V171H13ZM20 172H22V171H20ZM24 172V171H23ZM22 172V173H23ZM47 172V171H46ZM67 172V171H66ZM92 172V171H91ZM95 172V171H94ZM107 172H109V171H107ZM144 172H146V171H144ZM176 172V171H175ZM190 172V171H189ZM189 172H187V173H189ZM193 172V171H192ZM217 171H215L214 173L216 174L215 176H216V178H218L217 177V174L219 173H216ZM235 172V171H234ZM233 172V173H234ZM239 172H237V174L239 173ZM246 172V171H245ZM248 173H250V171H247ZM246 172V173H247ZM259 172H257V173H259ZM264 172V171H263ZM6 173V172H5ZM17 173V172H16ZM16 173L14 174V175H16ZM27 173V172H26ZM36 173H38V172H35V174ZM40 173V172H39ZM51 173V172H50ZM49 173V174H50ZM54 173V172H53ZM52 173V174H53ZM74 173V172H73ZM97 173V172H96ZM101 173V172H100ZM112 173V172H111ZM124 173V172H123ZM128 173V172H127ZM130 173V172H129ZM142 173V172H141ZM166 173H168V172H166ZM177 173H176V176H177ZM181 173H183V171H181ZM222 173V172H221ZM221 173H219L218 175H219V177H220V175H221ZM241 173V172H240ZM239 173V174H240ZM256 173V172H255ZM254 173V174H255ZM256 173V174H257ZM261 173V175H264L262 172H260ZM8 174H6L5 176H7ZM46 174H48V173H46ZM55 174H56V172H55ZM59 174V173H58ZM67 174H69V173H67ZM79 174V173H78ZM89 174V173H88ZM99 174V173H98ZM113 175H114V172L112 173ZM163 174V173H162ZM172 175L173 173H170L169 172V175ZM232 174V173H231ZM237 174H234V176L235 175H237ZM245 173L243 172V175H242V177L241 178H243L245 175H244ZM253 174V173H252ZM252 174H251V176H252ZM2 175V174H1ZM28 175H30V174H28ZM41 175V174H40ZM40 175H39V177H40ZM42 175H44V174H42ZM63 175V174H62ZM77 175V174H76ZM82 175H84V174H82ZM85 175H86V173H85ZM96 175V174H95ZM101 176H103L102 174H100ZM106 175V174H105ZM136 175H138V174H136ZM154 175H155V173H154ZM166 175H168V174H166ZM174 175V174H173ZM189 175H191V173L189 174ZM188 175V176H189ZM199 175H201L200 173H199ZM247 175H249V174H247ZM246 175V176H247ZM259 175V174H258ZM257 175V176H258ZM9 176H11V175H9ZM51 176V175H50ZM50 176H49V178H50ZM53 176H55V175H53ZM58 176V175H57ZM60 176V175H59ZM64 176H65V174H64ZM63 176V177H64ZM70 176H71V174H70ZM75 176V175H74ZM87 176V175H86ZM89 176V175H88ZM97 176V175H96ZM96 176H95V178H96ZM107 176V175H106ZM109 176V175H108ZM145 176V175H144ZM157 176H159V174L157 175ZM165 175L163 174V176L162 177H164ZM214 176V177H215ZM233 176V177H234ZM250 176V175H249ZM248 176V177H249ZM255 176V175H254ZM16 177V176H15ZM15 177H13V178H15ZM38 177V176H37ZM43 177V176H42ZM41 177V178H42ZM63 177L61 176V178L63 179ZM93 177V176H92ZM138 177V176H137ZM172 177V176H171ZM171 177H169V178H171ZM213 177V176H212ZM222 177V179H224L225 178V175H224V178H223V176H221ZM236 177V183L238 182V180H237V178L239 177L238 175L237 176H235ZM253 177V176H252ZM260 177V176H259ZM27 178V177H26ZM46 177H44V179H45ZM48 178V177H47ZM46 178V179H47ZM56 179H57V177H55ZM69 178V177H68ZM67 178V179H68ZM79 178V177H78ZM102 177H100V179H101ZM109 178V177H108ZM120 178V177H119ZM118 178V179H119ZM155 178V177H154ZM232 178V177H231ZM240 178V179H241ZM245 178V177H244ZM250 178V177H249ZM257 178V177H256ZM262 179H263V177H261ZM21 179H23V178H21ZM35 179V178H34ZM37 179V178H36ZM59 179V178H58ZM65 179H66V177H65ZM81 178H79L78 180H80ZM91 179V178H90ZM97 179V178H96ZM98 179H99V177H98ZM110 179H111V177H110ZM137 179V178H136ZM142 179V178H141ZM187 179H189V177H187ZM186 179V180H187ZM211 179V178H210ZM220 179V178H219ZM235 179V178H234ZM253 179H255V178H253ZM260 179V178H259ZM261 179V180H262ZM40 180V179H39ZM38 180V181H39ZM42 180H43V178H42ZM52 180H54V178L52 179ZM77 180V181H78ZM87 180V179H86ZM114 180H115V178H114ZM130 180V179H129ZM164 180V182L166 181V180H168V177L167 178H165V179H163ZM171 182H172V178L171 179H169ZM168 180V181H169ZM174 180H176V177H175V179ZM201 180V179H200ZM206 180V179H205ZM214 180V179H213ZM226 180V179H225ZM228 180V179H227ZM230 178H229V182H230ZM257 180V179H256ZM256 180H254V181H256ZM16 181V180H15ZM22 181V180H21ZM44 181V180H43ZM51 181V180H50ZM60 181V180H59ZM85 180H83V182H84ZM91 181V180H90ZM119 181V180H118ZM135 181V180H134ZM161 181V180H160ZM187 181H189V182H186L187 183V186H190L189 184H191L190 182V180H187ZM194 181H196V180H193V182ZM207 181V180H206ZM235 181H233V182H235ZM262 181H264V179L262 180ZM19 182V181H18ZM24 182H25V179H24ZM36 182H37V180H36ZM71 182V181H70ZM69 182V183H70ZM81 182V181H80ZM80 182H77V183H80ZM88 182V181H87ZM103 182V181H102ZM117 182V181H116ZM170 182V183H171ZM174 182V181H173ZM222 182H225V181H223V180H221V185H222ZM245 182H246V180H245ZM10 183V182H9ZM20 183V182H19ZM26 183V182H25ZM25 183H23L22 182V184H24L25 185ZM39 182H37V184H38ZM43 183V182H42ZM47 183V182H46ZM49 183V182H48ZM53 183H55V182H53ZM61 183V182H60ZM73 183V182H72ZM75 183H76V181H75ZM75 183L73 184V185H75ZM85 183V182H84ZM90 183V182H89ZM97 183H98V181H97ZM159 183V182H158ZM166 183V182H165ZM169 183V182H168ZM169 183V184H170ZM213 183V182H212ZM219 183V184H220ZM226 183V182H225ZM241 183V182H240ZM40 184H41V182H40ZM39 184V185H40ZM45 183H43V185H44ZM57 184V183H56ZM86 184V183H85ZM92 185H93V183H91ZM91 184H88V185H91ZM94 184H95V182H94ZM99 184H100V181H99ZM108 184V183H107ZM119 184V183H118ZM162 184V183H161ZM167 184V183H166ZM175 184V183H174ZM179 184V183H178ZM184 184H185V182H184ZM194 184V183H193ZM227 184H229L228 183V181H227V183L226 184H224V185H227ZM233 185L235 184V183H232ZM232 184H231V186H232ZM238 184V183H237ZM242 184H244V182L242 183ZM255 183H253V185H254ZM16 185V184H15ZM17 185H20V184H17ZM30 185V182L28 183V186ZM61 186L60 187H64V186H62L63 184H60ZM70 185V184H69ZM77 185V184H76ZM81 185V184H80ZM88 185H86L85 187L88 189ZM106 185V184H105ZM173 185V184H172ZM195 185V184H194ZM201 185V184H200ZM200 185L199 186H196L197 188L198 187H200ZM207 185V184H206ZM216 185H217V183H216ZM248 185V184H247ZM261 185H263V184H261ZM23 186V185H22ZM26 186V185H25ZM37 186V185H36ZM45 186H48V185H45ZM57 186V185H56ZM59 186V185H58ZM65 186H66V184H65ZM72 186V185H71ZM78 186V185H77ZM83 186V185H82ZM96 186H97V184H96ZM104 186V185H103ZM107 186V185H106ZM110 186V185H109ZM146 186V185H145ZM166 186V185H165ZM165 186H163V187H165ZM168 186V185H167ZM229 186V185H228ZM227 186V187H228ZM235 186V185H234ZM234 186H232V187H234ZM240 185H238V187H239ZM245 186H246V184H245ZM245 186H243V187H245ZM255 186H257L256 184H255ZM254 186V187H255ZM12 187V186H11ZM30 187V186H29ZM49 187H51L50 185H49ZM68 187H70V186H68ZM84 187V186H83ZM82 187V188H83ZM94 187V186H93ZM99 187V186H98ZM102 187V186H101ZM101 187H99V188H101ZM162 187V186H161ZM160 187V188H161ZM171 187V186H170ZM174 187V186H173ZM182 187V186H181ZM260 187V186H259ZM259 187H257L256 188V190H260L259 189ZM264 187V185L262 186V188ZM1 188V187H0ZM12 188H16V187H12ZM34 188V187H33ZM39 188H40V186H39ZM43 188H45V187H43ZM42 188V189H43ZM53 188V187H52ZM52 188L50 189L51 190V193H52ZM74 188V187H73ZM79 188V187H78ZM91 188V187H90ZM105 188V187H104ZM111 188V187H110ZM114 188V187H113ZM148 188V187H147ZM156 188V187H155ZM183 188V187H182ZM241 188V187H240ZM248 188V187H247ZM2 189V188H1ZM17 189H19V188H17ZM22 189V188H21ZM21 189H20V192H21ZM30 189V188H29ZM29 189H27L28 191H30L31 189H32V186H31V189L29 190ZM35 189H36V187H35ZM41 189V188H40ZM45 189H47V188H45ZM60 189V188H59ZM66 189V188H65ZM72 189V187L70 188V190ZM76 189V188H75ZM74 189V190H75ZM97 189V188H96ZM115 189H117V188H115ZM172 189V188H171ZM192 189V188H191ZM203 189V188H202ZM10 190V189H9ZM23 190H24V188H23ZM26 190V189H25ZM56 190H58V189H56ZM62 190V189H61ZM64 190V189H63ZM66 190H68V189H66ZM79 190H80V188H79ZM78 190V191H79ZM83 190V189H82ZM90 190H94V189H89V191ZM99 189H97V191H98ZM119 190V189H118ZM174 190V189H173ZM172 190V191H173ZM196 190V188L194 189V191ZM12 191V193H13V191H14V189L13 190H11ZM10 191V192H11ZM15 191H16V189H15ZM19 191V190H18ZM33 191V190H32ZM32 191H31V193H32ZM34 191H36V190H34ZM53 191H55V190H53ZM59 191V190H58ZM88 191V190H87ZM103 191H104V189H103ZM107 191L108 190H106V193H107ZM189 191V190H188ZM204 191H206V190H204ZM250 191H251V189H250ZM264 191V190H263ZM39 192V194H40V190L38 191ZM56 192V191H55ZM54 192V193H55ZM60 192V191H59ZM63 192H65V190L63 191ZM67 192V191H66ZM73 192V191H72ZM85 192H86V190H85ZM110 192H111V189H110ZM221 192V191H220ZM236 192H237V190H236ZM236 192H235V194H236ZM242 192V191H241ZM11 193V194H12ZM17 193H19V192H17ZM22 193H24V192H22ZM25 193H27V192H25ZM31 193H29V194H31ZM77 193V192H76ZM80 193V195H81V192H79ZM94 193V192H93ZM117 193V190H115V194ZM199 193V192H198ZM202 193V192H201ZM207 193H209L208 191H207ZM226 193V192H225ZM260 193H261V191H260ZM259 193V194H260ZM15 194H16V192H15ZM21 194V193H20ZM45 194V193H44ZM49 194V193H48ZM47 194V195H48ZM64 194H67V193H64ZM91 194V193H90ZM89 194V195H90ZM96 194V193H95ZM98 194H101V193H98ZM105 194V193H104ZM234 194V193H233ZM232 194V195H233ZM235 194H234V196H235ZM243 194V193H242ZM255 194V193H254ZM12 195H14V194H12ZM19 195V194H18ZM23 195V194H22ZM35 195V194H34ZM41 195V194H40ZM58 195V194H57ZM78 195V194H77ZM86 195V194H85ZM85 195H83V196H85ZM93 195V194H92ZM109 195V194H108ZM113 195V194H112ZM116 195H118V193L116 194ZM171 195V194H170ZM194 195V194H193ZM203 195V194H202ZM224 195H226V194H224ZM231 195V194H230ZM229 195V197L231 198V196ZM24 196V199H27V198H25V194L23 195ZM45 196V195H44ZM68 196V195H67ZM71 196V195H70ZM79 196V195H78ZM78 196H77V198H78ZM82 196V197H83ZM98 196V195H97ZM96 196V197H97ZM110 196H111V194H110ZM197 196V195H196ZM220 196V195H219ZM233 196V197H234ZM241 196V195H240ZM18 197V196H17ZM48 197V196H47ZM50 197V196H49ZM58 197H59V195H58ZM63 197V196H62ZM75 197H76V194H75ZM80 197V196H79ZM85 197H87V196H85ZM84 197V198H85ZM94 197V196H93ZM92 197V198H93ZM101 197V196H100ZM104 197V196H103ZM107 197H109V196H107ZM106 197V198H107ZM114 197V196H113ZM190 197V196H189ZM251 197V196H250ZM37 198V197H36ZM43 198V197H42ZM64 198H65V196H64ZM63 198V199H64ZM72 198V197H71ZM91 198V197H90ZM95 198V197H94ZM93 198V199H94ZM99 198V197H98ZM154 198V197H153ZM188 198V197H187ZM211 198V197H210ZM225 198V197H224ZM236 198V197H235ZM264 198V197H263ZM263 198H261V199H263ZM14 199H15V197H14ZM23 198H22V200H24ZM29 199V198H28ZM27 199V200H28ZM32 199V198H31ZM30 199V200H31ZM33 199H35V196L33 197ZM39 199H40V197H39ZM51 199V198H50ZM67 199H69V197H67ZM178 199V198H177ZM185 199V198H184ZM189 199V198H188ZM198 199V198H197ZM212 199V198H211ZM218 199L219 198H217V201H218ZM220 199H222V198H220ZM219 199V200H220ZM225 199H227V198H225ZM240 199H241V197H240ZM239 199V200H240ZM243 199V198H242ZM15 200H17V199H15ZM36 200V199H35ZM48 200V199H47ZM46 200V201H47ZM54 201H55V199H53ZM57 200H59V199H57ZM73 200H75V198L73 199ZM77 200V199H76ZM89 200V199H88ZM100 200V199H99ZM213 200V199H212ZM215 200H216V198H215ZM223 200V199H222ZM222 200H220V201H222ZM230 200V199H229ZM229 200H225L226 201V203L229 201ZM251 200V199H250ZM255 200V199H254ZM254 200H252V201H254ZM260 200V199H259ZM10 201V200H9ZM25 201V203L27 202L26 200H24ZM24 201H23V203H24ZM39 201V200H38ZM37 201V202H38ZM60 201V200H59ZM81 201H83V199L81 200ZM92 201V200H91ZM171 201V200H170ZM182 201H183V199H182ZM214 201V200H213ZM237 201V200H236ZM243 201V200H242ZM255 201H257V200H255ZM262 201V202H261ZM260 202H259V204L260 203H262V204H264V200H261ZM1 202V201H0ZM3 202V201H2ZM32 202V201H31ZM50 202V201H49ZM68 202H70L69 200H68ZM72 202V201H71ZM80 202V201H79ZM108 202V201H107ZM151 202V201H150ZM216 202V201H215ZM223 202V201H222ZM250 202V201H249ZM19 203H20V201H19ZM22 202H21V204H23ZM57 203H59V202H57ZM63 203V202H62ZM72 203H75V202H72ZM78 203V202H77ZM76 203V204H77ZM95 203V202H94ZM148 203V202H147ZM183 203V202H182ZM197 203V202H196ZM203 203V202H202ZM214 203V202H213ZM219 203H221V202H219L218 201V204ZM225 203V204H226ZM243 203H245V202H243ZM258 203V202H257ZM52 204V203H51ZM53 204H54V202H53ZM82 204V203H81ZM101 204V203H100ZM105 204V203H104ZM169 204V203H168ZM173 204H175V203H173ZM194 204V203H193ZM217 204V205H218ZM229 204V203H228ZM232 204V203H231ZM255 204V203H254ZM20 205V204H19ZM27 205V204H26ZM45 205V204H44ZM49 205V204H48ZM57 205V204H56ZM83 205H84V201H83ZM83 205H82V207H83ZM94 205V204H93ZM93 205L91 206V207H93ZM97 205V204H96ZM198 205V204H197ZM237 205V204H236ZM252 205H253V203H252ZM1 207L3 206V205H0ZM11 206V205H10ZM13 206V205H12ZM32 206V205H31ZM60 206V205H59ZM58 206V207H59ZM62 206V205H61ZM66 207H67V204L65 205ZM64 206V207H65ZM99 206V205H98ZM174 206V205H173ZM179 206V205H178ZM177 206V207H178ZM180 206H181V204H180ZM230 206V205H229ZM243 206H245V204L243 205ZM246 206H250V205H246ZM257 206H258V204H257ZM261 207H264L263 205H260ZM24 207V206H23ZM38 207V206H37ZM46 207V206H45ZM52 207V206H51ZM74 207V206H73ZM81 207V206H80ZM79 207V208H80ZM96 207V206H95ZM94 207V208H95ZM149 207H152V206H149ZM172 207V206H171ZM196 207V206H195ZM230 207H232V206H230ZM241 207V206H240ZM251 207V206H250ZM250 207L249 208H247L246 209V211L249 209L250 210ZM3 208V207H2ZM15 208V207H14ZM36 208V207H35ZM49 208V207H48ZM63 208V207H62ZM69 208V207H68ZM97 208V207H96ZM192 208V207H191ZM244 209H245V207H243ZM252 208V207H251ZM255 208H257V207H255ZM20 209H21V207H20ZM47 209V208H46ZM45 209V210H46ZM49 209H51V208H49ZM57 209V207L55 208V210ZM66 209V208H65ZM76 209V208H75ZM74 209V210H75ZM84 209H85V206H84ZM89 209V208H88ZM100 209V208H99ZM103 209V208H102ZM197 209V208H196ZM213 209V208H212ZM212 209H210V208H208V210H210V211H208V213H206V211H205V213L206 214H208L209 215V212L210 213H212V215H213V212H211V210ZM231 209V208H230ZM260 209V208H259ZM261 209H263V208H261ZM44 210V209H43ZM53 210V209H52ZM80 210V209H79ZM90 210V209H89ZM93 210V209H92ZM97 210V209H96ZM168 210H170V209H168ZM179 210V209H178ZM190 210V209H189ZM213 210H216V212L214 211V213H217L218 214V211L219 210H217V209H213ZM248 210V211H249ZM253 209H251L250 211H252ZM255 210V209H254ZM256 210H258V208L256 209ZM12 211V210H11ZM31 211V210H30ZM34 211V210H33ZM47 211V210H46ZM50 211V210H49ZM54 211V210H53ZM69 211H71L70 210V208H69ZM86 211V210H85ZM101 212H102V210H100ZM99 211V212H100ZM177 211V210H176ZM185 211V210H184ZM222 211V210H221ZM226 211V210H225ZM236 211H238L237 209H236ZM235 211V212H236ZM250 211L248 212V213H250ZM261 211V210H260ZM259 211V212H260ZM58 212V211H57ZM60 212V211H59ZM72 212V211H71ZM75 212V211H74ZM73 212V213H74ZM78 212V211H77ZM80 212V211H79ZM87 212V211H86ZM89 212H91V211H88L87 213L88 214H90ZM197 212V211H196ZM224 212V211H223ZM234 212V211H233ZM234 212V213H235ZM252 212H254V211H252ZM257 212V211H256ZM262 212H263V210H262ZM4 214H6L5 212H3ZM7 213H9V211L7 212ZM50 213H52V212H50ZM50 213H48V214H50ZM54 214H55V212H53ZM69 213V212H68ZM82 213V212H81ZM93 212H91V214H92ZM95 213V212H94ZM103 213V212H102ZM179 213V212H178ZM205 213H204V215H205ZM238 213V212H237ZM245 212H242V214H244ZM1 214V213H0ZM46 214V213H45ZM62 214H64V213H62ZM77 214V213H76ZM75 214V215H76ZM84 214V213H83ZM91 214H90V216H91ZM98 215L100 214V213H97ZM169 214V213H168ZM186 214V213H185ZM228 213H227V211H226V215H227ZM231 215H229L228 216V218L230 217V216H232V214L233 213H230ZM251 214V213H250ZM264 214V213H263ZM263 214H260L259 215V213H258V217L260 218V216L261 217H263ZM9 215V214H8ZM31 215V214H30ZM72 215V214H71ZM81 215V214H80ZM86 215V214H85ZM109 215V214H108ZM112 215V214H111ZM118 215V214H117ZM174 215V214H173ZM172 215V216H173ZM192 215H193V213H192ZM195 215V214H194ZM219 215V214H218ZM220 215H221V213H220ZM235 215H236V213H235ZM251 215H254L255 216V214H251ZM47 216V215H46ZM54 216V215H53ZM64 216V215H63ZM83 216V215H82ZM81 216V217H82ZM89 216V218H91ZM96 216V215H95ZM101 216V215H100ZM104 216H106V214L104 215ZM114 216V215H113ZM198 216V215H197ZM202 216V215H201ZM200 216V218H203V217H201ZM211 216V215H210ZM238 215H236V217H237ZM246 216H248V215H246ZM2 217V216H1ZM10 217V216H9ZM40 217V216H39ZM86 217H88V216H86ZM121 217V216H120ZM147 217V216H146ZM199 217V216H198ZM219 216H217V218H218ZM222 217V216H221ZM235 217V218H236ZM243 217V216H242ZM253 217V216H252ZM257 217V218H258ZM8 218V217H7ZM26 218V217H25ZM42 218V217H41ZM56 218V217H55ZM55 218H53V219H55ZM64 218H65V216H64ZM67 218H68V216H67ZM97 218V217H96ZM95 218V219H96ZM100 218V217H99ZM110 218V217H109ZM115 218V217H114ZM165 218V217H164ZM185 218V217H184ZM206 218V217H205ZM210 218V217H209ZM216 218V219H217ZM226 218V217H225ZM251 218V217H250ZM250 218H248L249 219V222H250ZM254 218V217H253ZM252 218V219H253ZM256 218V217H255ZM254 218V219H255ZM4 219V218H3ZM8 219H10V218H8ZM30 219V218H29ZM77 219V218H76ZM82 218H80L79 220L80 221H82L81 220ZM86 219H88V218H86ZM85 219V220H86ZM117 219V218H116ZM122 219V218H121ZM158 219H160V218H158ZM157 219V220H158ZM169 219V218H168ZM175 219V218H174ZM193 219V218H192ZM191 219V223L193 224V222H194V220H192ZM196 220H197V218H195ZM199 219V218H198ZM219 219V218H218ZM237 219V218H236ZM6 220V219H5ZM12 220V219H11ZM44 220H46V219H44ZM49 220V219H48ZM52 219H50V221H51ZM104 220H106V219H104ZM110 220V219H109ZM153 220V219H152ZM182 220V219H181ZM213 220V219H212ZM226 220V221H225ZM228 219H224V221L225 222H227L226 223V225L228 224V223H230V222H228L227 221ZM237 220H239V219H237ZM4 221V220H3ZM10 221V220H9ZM42 221V220H41ZM66 221H67V219H66ZM88 221V220H87ZM86 221V222H87ZM90 221V220H89ZM94 221V220H93ZM92 221V222H93ZM99 221H100V219H99ZM193 221V222H192ZM198 221V220H197ZM200 221V220H199ZM198 221V222H199ZM202 221H204L203 219H202ZM202 221H200L201 223H200V225L201 224H203V223H206V220H205V222H203L202 223ZM230 221V220H229ZM252 221V220H251ZM262 221H263V218H262ZM12 222V221H11ZM14 222V221H13ZM25 222V221H24ZM28 223H29V221H27ZM34 222V221H33ZM63 222V220L61 221V223ZM72 222H74V221H72ZM82 222H84V221H82ZM95 222V221H94ZM105 222V221H104ZM107 222V221H106ZM116 222V221H115ZM167 222H169V221H167ZM189 222V221H188ZM187 222V223H188ZM209 222V221H208ZM212 222V221H211ZM221 222H223V220L221 221ZM232 222H235V221H233L232 220ZM248 222V223H249ZM256 222V221H255ZM2 223H4V222H2ZM10 223V222H9ZM16 223V222H15ZM17 223H19V222H17ZM21 223V222H20ZM28 223H26V224H28ZM32 223V222H31ZM55 223V222H54ZM69 223V222H68ZM76 223V222H75ZM75 223H73L74 225H75ZM85 223V222H84ZM90 223V222H89ZM112 223V222H111ZM147 223V222H146ZM194 223H196V222H194ZM210 223V222H209ZM245 223V222H244ZM52 224V223H51ZM98 224H100V223H98ZM104 224H106V223H104ZM114 224V223H113ZM126 224V223H125ZM130 224V223H129ZM151 224V223H150ZM169 224V223H168ZM190 224V222L187 224V225H189ZM191 224V225H192ZM199 224V223H198ZM220 223L218 222V225H219ZM223 224H224V222H223ZM231 225L233 224V226L235 225L234 223H230ZM262 224V223H261ZM8 225V224H7ZM21 225V224H20ZM66 225H68L67 223L65 224V226ZM83 225V224H82ZM85 225V224H84ZM83 225V226H84ZM115 225V224H114ZM128 225V224H127ZM195 225V224H194ZM204 225V224H203ZM225 225V224H224ZM225 225V226H226ZM254 225H255V223H254ZM254 225H252V226H254ZM11 226V225H10ZM9 226V227H10ZM60 226V225H59ZM91 226V225H90ZM99 226V225H98ZM109 226V225H108ZM131 226V225H130ZM142 226V225H141ZM164 226V225H163ZM172 226V225H171ZM181 226H183V225H181ZM190 226V225H189ZM211 226V225H210ZM209 226V227H210ZM229 225H227V227H228ZM233 226H229V227H232V229H234L236 226H234V228H233ZM238 226V225H237ZM261 226V225H260ZM260 226H259V229H261L260 228ZM264 226V225H263ZM263 226H262V228H263ZM3 227V226H2ZM31 227V226H30ZM49 227H50V224H49ZM79 227V226H78ZM112 227V226H111ZM115 227V226H114ZM117 227V226H116ZM122 228H123V226H121ZM140 227V226H139ZM177 228H178V226H176ZM187 227V226H186ZM192 227V226H191ZM200 226L198 225V227H196V228H198L199 230L202 228H204L203 230H205V231H207L206 229L207 228H205V227H200ZM220 227V226H219ZM222 227V226H221ZM225 228V227H223V228H225V229H227L228 230V228ZM243 227V226H242ZM258 227V226H257ZM4 228V227H3ZM2 228V229H3ZM7 228V227H6ZM20 228V227H19ZM32 228V227H31ZM40 228V227H39ZM57 228V227H56ZM65 228H67V227H65ZM76 228V227H75ZM84 228V227H83ZM97 228V227H96ZM102 228H103V226H102ZM141 228V227H140ZM190 228V227H189ZM196 228H195V226H194V229L196 230ZM215 227L213 226L212 228H209L210 230H208V232L210 233L211 231H213V229H214ZM223 228H221V229H223ZM12 229V228H11ZM17 229V228H16ZM21 229V228H20ZM28 229V228H27ZM30 229V228H29ZM69 229V228H68ZM72 229V228H71ZM81 229V228H80ZM99 229V228H98ZM113 229V228H112ZM184 229H185V227H184ZM188 229V228H187ZM186 229V230H187ZM190 229H192V228H190ZM197 229V230H198ZM237 229V228H236ZM235 229V230H236ZM239 229V228H238ZM251 229V228H250ZM13 230H15L14 228H13ZM56 230V229H55ZM84 230V229H83ZM101 230V229H100ZM105 230V229H104ZM109 230V229H108ZM115 230V228L113 229V231ZM121 230V229H120ZM159 230V229H158ZM177 230V229H176ZM189 230V229H188ZM195 230H194V232H195ZM220 230V229H219ZM234 230V231H235ZM257 230V232L259 231L258 229H256ZM4 231V230H3ZM7 231V230H6ZM24 231V230H23ZM44 231V230H43ZM63 231H65V232H68V231H66V230H64L63 229ZM96 231V230H95ZM118 231V230H117ZM148 231V230H147ZM154 231V230H153ZM185 231V230H184ZM184 231H182V233L184 232ZM218 231V230H217ZM229 231H232V230H229ZM253 231V230H252ZM17 232V231H16ZM38 232V231H37ZM46 232V231H45ZM70 232H72V231H70ZM69 232V233H70ZM78 232H80L79 231V229H78ZM87 232V231H86ZM98 232V231H97ZM108 232V231H107ZM115 232V231H114ZM127 232V231H126ZM150 232V231H149ZM176 232V231H175ZM179 232V231H178ZM190 232V231H189ZM193 232V233H194ZM200 232V231H199ZM199 232H198V234H199ZM219 232V231H218ZM236 232V231H235ZM238 232V231H237ZM261 232V231H260ZM1 233V232H0ZM12 233V232H11ZM19 233V232H18ZM17 233V234H18ZM35 233V232H34ZM47 233H48V231H47ZM46 233V234H47ZM50 233V232H49ZM56 233V232H55ZM61 233V232H60ZM85 233V232H84ZM91 233V232H90ZM89 233V234H90ZM117 233H119V231L117 232ZM129 233H130V231H129ZM136 233H137V231H136ZM177 233V232H176ZM197 233V232H196ZM214 233V232H213ZM226 233H230L231 235H233L231 232H226ZM241 233V232H240ZM7 234H9V233H7ZM14 234V233H13ZM44 234V233H43ZM62 234V233H61ZM61 234H59V235H61ZM80 234V233H79ZM82 234V233H81ZM106 234V233H105ZM113 234H115V233H113ZM127 234V233H126ZM132 234V233H131ZM139 234V233H138ZM142 234H143V232H142ZM145 234V233H144ZM218 234V233H217ZM222 234V233H221ZM254 234V233H253ZM49 235L50 234H48V237H49ZM77 235H78V233H77ZM134 235V234H133ZM147 235V234H146ZM173 235V234H172ZM243 235H245V234H243ZM256 235V234H255ZM31 236H34V235H31ZM43 236V235H42ZM67 236H68V234H67ZM76 236V235H75ZM75 236H73V237H75ZM87 236V235H86ZM123 236V235H122ZM130 236V235H129ZM175 236V235H174ZM184 237H185V235H183ZM203 236V235H202ZM227 236H230V235H227ZM235 236H240L239 234L238 235H235ZM234 236V237H235ZM64 237H66V236H64ZM72 237V238H73ZM78 237V236H77ZM81 238H82V236H80ZM92 237V236H91ZM109 237V236H108ZM116 237V236H115ZM132 237V236H131ZM133 237H135V236H133ZM173 237V236H172ZM171 237V238H172ZM182 237V236H181ZM210 237V236H209ZM212 237V236H211ZM211 237H210V239H211ZM221 237V236H220ZM43 238V237H42ZM45 238H47V237H45ZM60 238V237H59ZM138 238H139V236H138ZM183 238V237H182ZM226 238V237H225ZM239 238V237H238ZM20 239V238H19ZM55 239V238H54ZM62 239V238H61ZM65 239H67V238H65ZM69 239V238H68ZM67 239V240H68ZM85 239V238H84ZM104 239V238H103ZM156 239V238H155ZM209 239V240H210ZM214 240H215V238H213ZM40 240V239H39ZM73 240V239H72ZM80 240V239H79ZM110 240V239H109ZM186 240V239H185ZM213 240V241H214ZM219 240V239H218ZM227 240H228V238H227ZM234 240V239H233ZM239 239H237V241H238ZM241 240V239H240ZM239 240V243L241 244V242L242 241H240ZM17 241V240H16ZM32 241H33V238H32ZM42 241V240H41ZM45 241L46 240H44L43 242L45 243ZM92 241H93V238H92ZM101 241V240H100ZM107 241V240H106ZM112 241H114V240H112ZM116 241V240H115ZM134 241H136V240H134ZM155 241V240H154ZM173 241V240H172ZM212 241V242H213ZM216 241V240H215ZM225 241H226V239H225ZM230 241V240H229ZM37 242V241H36ZM73 242V241H72ZM95 242V241H94ZM105 242V241H104ZM107 242H110V241H107ZM106 242V243H107ZM143 242V241H142ZM164 242V241H163ZM205 242V241H204ZM207 242H208V240H207ZM211 242V243H212ZM227 242V241H226ZM256 242V241H255ZM22 243H24L23 241H22ZM70 243V242H69ZM93 243V242H92ZM165 243V242H164ZM210 243V242H209ZM208 243V244H209ZM214 243V242H213ZM228 243V242H227ZM235 243H236V241H235ZM261 243H262V241H261ZM260 243V244H261ZM17 244V243H16ZM15 244V245H16ZM30 244V243H29ZM61 244V243H60ZM64 244V243H63ZM63 244H62V246H63ZM86 244H88V243H86ZM85 244V245H86ZM91 244V243H90ZM132 244H134V243H132ZM135 244H136V242H135ZM143 244H146L145 242L143 243ZM142 244V245H143ZM179 244V243H178ZM178 244H177V246H178ZM203 244V243H202ZM229 244V243H228ZM232 244V243H231ZM247 244V243H246ZM9 245V244H8ZM21 245V244H20ZM26 245V244H25ZM37 245V244H36ZM49 245H50V243H49ZM71 245V244H70ZM82 245V244H81ZM91 245H93V244H91ZM116 245V244H115ZM125 245V244H124ZM137 245V244H136ZM140 245V244H139ZM147 245V244H146ZM180 245V244H179ZM193 245V244H192ZM212 245V244H211ZM222 245H223V243H222ZM237 245V244H236ZM235 245V246H236ZM239 245V244H238ZM262 245V244H261ZM2 246V245H1ZM43 246V245H42ZM56 246V245H55ZM121 246V245H120ZM119 246V247H120ZM141 246V245H140ZM156 246V245H155ZM209 246V245H208ZM227 246V245H226ZM229 246V245H228ZM232 246H234V245H232ZM239 246H242V245H239ZM10 247H12L13 248V246H10ZM19 247V246H18ZM34 247V246H33ZM53 247V246H52ZM60 247H61V245H60ZM59 247V248H60ZM81 247H83V245L81 246ZM90 247V246H89ZM118 247V246H117ZM125 247V246H124ZM215 247V246H214ZM213 247V248H214ZM221 248H222V246H220ZM261 247H263V246H261ZM2 248V247H1ZM7 248V247H6ZM16 248V247H15ZM20 248V247H19ZM32 248V247H31ZM39 248V247H38ZM48 248V247H47ZM55 248V247H54ZM78 248H79V246H78ZM77 248V249H78ZM83 248H85V247H83ZM88 248V247H87ZM126 248V247H125ZM134 248V247H133ZM159 248V247H158ZM219 248V247H218ZM224 248V247H223ZM229 248V247H228ZM231 248H233V247H231ZM241 248V247H240ZM250 248V247H249ZM257 248V247H256ZM29 249V248H28ZM45 249V248H44ZM49 249V248H48ZM61 249V248H60ZM67 249V248H66ZM90 249V248H89ZM137 249V248H136ZM141 249V248H140ZM163 249V248H162ZM227 248H225V250H226ZM260 249V248H259ZM1 250V249H0ZM3 250H4V248H3ZM56 250V249H55ZM62 250V249H61ZM72 250V249H71ZM122 250V249H121ZM123 250H124V248H123ZM202 250V249H201ZM223 250V249H222ZM229 250V252H230V249H228ZM228 250H226V251H228ZM250 250V249H249ZM36 251V250H35ZM34 251V252H35ZM49 251H50V249H49ZM57 251V250H56ZM74 251H76V250H74ZM82 251V250H81ZM87 251V250H86ZM90 251H92V250H90ZM115 250H113V252H114ZM136 251V250H135ZM140 251V250H139ZM214 251V250H213ZM221 251V250H220ZM232 251H234V250H232ZM231 251V252H232ZM250 251H252V250H250ZM263 251V250H262ZM20 252H22V251H20ZM88 252V251H87ZM109 252V251H108ZM148 252V251H147ZM184 252V251H183ZM2 253V252H1ZM9 253V252H8ZM15 253V252H14ZM17 253H18V251H17ZM25 253V252H24ZM33 253V252H32ZM46 253V252H45ZM48 253V252H47ZM52 253H54L53 251H52ZM68 253H70V252H68ZM86 253V252H85ZM135 253V252H134ZM133 253V254H134ZM165 253V252H164ZM175 253H177V252H175ZM180 253V252H179ZM227 253V252H226ZM225 253V254H226ZM20 254V253H19ZM23 254V253H22ZM39 254V253H38ZM65 255H66V253H64ZM72 254V253H71ZM80 254V253H79ZM94 254V253H93ZM113 254V253H112ZM127 254V253H126ZM1 255V254H0ZM4 255V254H3ZM15 255V254H14ZM25 255V254H24ZM30 255V254H29ZM50 255V254H49ZM62 255V254H61ZM68 255V254H67ZM95 255V254H94ZM158 255V254H157ZM179 255V254H178ZM204 255V254H203ZM248 255V254H247ZM32 256V255H31ZM40 256V255H39ZM45 256V255H44ZM62 256H64V255H62ZM71 256V255H70ZM92 256V255H91ZM97 256V255H96ZM117 256V255H116ZM122 256V255H121ZM130 256V255H129ZM148 256V255H147ZM222 256H223V254H222ZM228 256V255H227ZM226 256V257H227ZM19 257V256H18ZM25 257H27L26 255H25ZM34 257V256H33ZM32 257V258H33ZM46 257V256H45ZM48 257V256H47ZM53 257V256H52ZM56 257V256H55ZM74 257V256H73ZM99 257V256H98ZM127 257V256H126ZM139 257V256H138ZM152 257V256H151ZM160 257V256H159ZM219 257H220V255H219ZM37 258V257H36ZM60 258V257H59ZM83 258V257H82ZM134 258V257H133ZM167 258V257H166ZM181 258V257H180ZM214 258V257H213ZM20 259V258H19ZM18 259V260H19ZM38 259V258H37ZM36 259V260H37ZM53 259V258H52ZM55 259V258H54ZM63 259V258H62ZM61 259V260H62ZM101 259V258H100ZM132 259V258H131ZM141 259V258H140ZM147 259H149V258H147ZM168 259H170V257H168ZM202 259V258H201ZM35 260V261H36ZM50 260V259H49ZM59 260V259H58ZM145 260V259H144ZM191 260V259H190ZM218 260H220L219 258H218ZM223 260V259H222ZM23 261L24 260H22V263H23ZM43 261V260H42ZM46 261H47V258H46ZM82 261H83V259H82ZM92 261H93V259H92ZM92 261H91V263H92ZM127 261V260H126ZM135 261V260H134ZM149 261V260H148ZM155 261H156V258H155ZM174 261V260H173ZM17 262V261H16ZM29 262V261H28ZM40 262V261H39ZM51 262H52V260H51ZM66 262V261H65ZM70 262V261H69ZM68 262V263H69ZM132 262H133V260H132ZM192 262V261H191ZM227 262H229L228 260H227ZM246 262V261H245ZM14 263V262H13ZM50 263V262H49ZM113 263V262H112ZM117 263V262H116ZM121 263V262H120ZM144 263V262H143ZM161 263H163V262H161ZM211 263H213L212 261H211ZM226 263V262H225ZM15 264V263H14ZM26 264V263H25ZM31 264H33V263H31ZM57 264V263H56ZM61 264H63V263H61ZM70 264V263H69ZM127 264V263H126ZM153 264H154V262H153ZM214 264V263H213ZM218 264V263H217ZM242 264V263H241ZM263 264V263H262Z\"/></svg>", "mask_w": 264, "mask_h": 264}]
</instances>
